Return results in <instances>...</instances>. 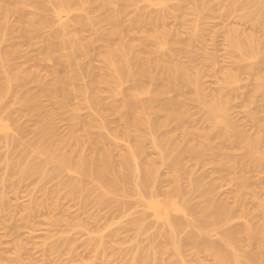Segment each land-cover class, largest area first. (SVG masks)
<instances>
[{
  "label": "rangeland",
  "instance_id": "rangeland-1",
  "mask_svg": "<svg viewBox=\"0 0 264 264\" xmlns=\"http://www.w3.org/2000/svg\"><path fill=\"white\" fill-rule=\"evenodd\" d=\"M35 1H37V0H33V1L32 0H28L27 3L28 2L31 3V2H35ZM94 1L88 3L87 7L85 5L83 7L84 9L82 11H81L82 8L81 9L79 8L80 9L79 10L77 8L78 6L71 5L70 9L68 11H66V13H65V12H60L59 9L57 8V6H54L53 3L50 0H48V1L47 0H45V1L44 0H38V2L37 3L35 2V3L36 4L39 3L38 4L39 6H40V4H42L41 6L43 8L42 10L39 11L40 16L41 17H44L43 20L45 19L44 20L45 23H46L45 24L46 25L45 27H48L51 24L50 27H48V28H45L44 27L45 29L42 27L43 30L39 31L38 33H36V34L34 33L32 35H27L26 33L23 32L24 26L22 24L21 15L15 13L17 15L11 14V16H9L5 21H3L4 24H2V25L4 26L7 23L6 24L7 26L6 25L4 27L2 26V29H0V45H1L0 46V51H1L0 52V58L1 57H2V59L5 58V60L4 59L3 60L0 59V73H2V74H10L11 73V75H15V76H18V77H20V78L23 79L21 91H20V94H19L20 96L19 95H15L13 93H9L6 96L7 99L5 98V100H3L4 102L2 101V103H0V116H1L0 119L2 121V124H3V121L4 122L7 121V124L8 125L11 123V126L10 125H9L10 127L8 126L9 127L8 131L5 128L3 130L0 129V136L2 135V137L9 138V137H11V135H12V137L14 135L13 138H15V139L13 140V138H12V140H11V138H10V140L11 141H17L18 144L21 142L20 143L21 145H18L20 147H17L14 150L15 153H16V151H18L16 153V155H15V153H12L13 152V149H11L10 147H8V149L10 151V154L8 152L7 147L4 148L2 146L5 149V151L4 150L1 151L2 148H0V154L2 156V159L4 160V158H5V161H3L2 159H0V160H2L0 162V173H1L0 180L3 178V180H5L7 182V184H6L7 185V188L13 183V185H12L13 186V189H14V191H16V192L11 191L10 194H9L10 189L13 190L12 189V186H10L7 189V188H5L6 186L3 185V183H5V181H3V180L0 181V185H3V186L0 187V189H2L0 191L2 192V195L5 194L4 195V198L5 199L7 198L5 201H7V202L10 203V204L9 203H6V206L8 204V207H5L6 208L5 209V212H4L5 214H3V210L4 209L3 210L2 209L0 210V264H137V263L138 264H150V263H152L150 260H149L150 263L146 262L147 260L145 261V259H147V256H148L147 254L150 253L149 256L152 255L151 256L152 257V261H155V257L153 256V249H152L155 246H153V245H155V244L157 245V243L160 244V241L161 240H162V243L161 244H164L166 242V238L164 237V233H166V232H164L163 228L165 229V231H167V228H165V227H168V226H165L164 225L163 219H162V221H163L164 227L162 226V223L160 221L161 218H158L159 215L157 217L158 209L153 210L152 209L153 208L152 207L153 206L152 203L157 200L156 201L157 204H158L159 201H160L159 202L160 204L161 203L163 204V201H165V199L167 198L166 197L167 195H165V193L167 194L168 193L167 191H172L170 189L171 188L170 185H172V180L171 179L173 177L172 175H174V173H172V172H174V169H172V167H174V165L172 164V162L174 160L173 159L172 160L171 159L169 160L170 161V166L167 163V158L165 160L166 154L168 156V159L169 158H173V157L172 156L169 157L170 154H168L167 151L165 153V150L166 149L163 148V150H162L160 147H157L156 143H157V141L158 142L161 141V139L162 140H166V138L169 137L166 141L171 140V141H169L170 143L172 142L173 145L172 144L171 145L174 148L177 149V151H176L177 153L181 154V153L184 152L183 149L186 150V148H184L185 146H187L188 144L189 145L194 144L193 143V140L194 141L196 140L195 137H192L194 139L191 140L192 138H188L185 135H184L185 138H182V137H184L183 135L181 136V134H184V131H182V130H187L188 129L189 131L191 130V132H193L192 130L194 129L195 131L193 133H200V132L202 133L203 131L207 132L206 130L209 131V129H210L209 127L211 126L209 119H205V120H208L209 122H207V121L204 120L205 117L206 118L209 117V116H207L208 114L206 112H204V111H206L205 106H203L204 105V102L203 101L201 102V100H194L195 97H196V94H195L196 90L194 88L189 89V90L186 91L187 97L185 96L186 97V99H185V102L186 103L185 104L188 107L187 110H190L189 111L190 113L189 112L187 113V117H186V119L183 122L181 120H178V123H177L174 120V122L172 121V124H170L171 122H169L168 124H166L165 126H163V128L162 127H161V129L159 128L158 129L159 131L158 130H155L156 132L153 131L152 133H154V134H152V133L151 134L149 133V134H146V135L145 134H141L140 137H138V136L137 137H135V136L129 137L126 134H123L124 133V129L123 128L125 127V124H124L125 121L123 120L124 117L121 119L122 116L120 114L118 116V113L117 112H114L115 106L117 107V106L122 105L124 103L125 99H126V95H127L128 91H130L131 89H133L134 86H135V83L132 80L128 79V78L126 79V81H123V83L121 84L122 86H120L119 89H117V88H116V90L114 89L115 92H113V90H109V89H107L108 91L104 90V92H103L104 94H102V96H103V102L101 104H96V106L95 105L94 106H91V105L85 104V102L84 101H81L80 98H78L79 96L77 97V95L74 96V97H71V95L73 93L72 94L69 93L70 94V97H66V100L67 99H69V100L68 101H64L63 100L64 98H63L62 94L60 95L59 93L63 92V95L69 96L68 93L65 92V91H62V89H59V88L55 87L54 86V83H53L54 82V75H53V73L54 72H57L59 70H62L63 67H62V65L60 63L58 64V61L56 60V58L53 59V57H51V58H47L46 56L43 57V55L48 50V49L45 50L46 46L47 47H50L49 45L51 43L53 44V42H54V36H55V33L56 32L61 31V30L62 31L64 30L63 32H65V33L67 32L66 33L67 36H68V33L69 34L72 33V35H74V34L78 35L79 34V36H78V39L79 40L78 41H83L85 44H87L89 46L88 49H90V52L93 49L92 52H91L92 55H90V52L88 50V53L85 55V57L83 56L82 59H81V61H80L81 63L84 62L83 64L86 63V65L84 66L86 68L85 69V71H86L85 73L86 74H84L83 81H84V83L85 82L86 83H90L92 81L94 82V79L95 78H96L95 79V82H96V81L102 79L103 76L105 77V74H107L106 73L107 70H106V68L104 67V64H103L104 62H102V60H103V57L102 56H103V53L106 51V49H108L110 47V45L116 44V43L117 44L119 43V44L126 45V43H127V45L134 44V45H137L138 47L141 46L142 47L141 49L143 50L144 54L142 53V50L139 51L140 48H138L137 46L135 47V49L137 50V52L134 49V52L132 53L133 54V57H132V65L134 66L135 64L137 65L139 63V61H140V63L142 61H146V59H147V56L146 55L147 54L145 53L146 52L145 50L148 49V48H151L150 46L152 45V44L151 45L149 44V43H151V41L149 40L148 35H150L151 33L152 34L154 33V31H153L154 28L156 30L155 32H158L161 29H162L161 32L162 31L163 32L167 31L169 33V36H170V34L172 36L169 37L171 40L168 39V38L166 39L167 42L162 47L163 48L162 49V54H164V56L167 59L172 60V62H174V60L175 61H178V62L181 61L182 64H181V62H180V64L181 65H183V64L185 65L186 64V66H188L187 68H190L191 69V66H192V68L195 69V70H199L200 69V73L202 72L201 73L202 75L200 74V77L202 76L200 78V85H201V89L204 90L203 93H205L207 95L206 96L207 98L210 97V99H212V96L215 95L214 93H217L218 94L219 91L223 90V92H224V89L225 90L227 89L226 90L227 91V94H226V92H224V93L226 95H228V96L230 95L229 96V99L227 100V102L230 101L229 104L227 103V107H228V110H229V112H228V118L230 117L228 119V121L231 122L234 126L237 124L236 127H235V132H238L240 130L241 133L243 132V133H245L248 136L251 135V137H252V135H253V137H255L256 135H258L259 132H261V128H260L261 126L259 124L260 122L257 121V120L256 121L253 120L254 118H252L251 116H252V112H253L254 117L255 116L256 117H259L258 119H261V118L264 117V114H263L264 112L262 110V106L264 107V97L261 96V94H260V95H258V97L256 96L257 101H255V102L253 101L254 103H250V104L247 102V99L246 98L249 97L250 93H252L254 91V88L256 89V87L259 85V82H260L259 79L261 78V75H262V77L264 79V69L263 70H260V71H257V72H259V74H257L258 76L255 74L259 78L255 77V76H252L249 73L243 72L244 68L241 69L242 67L239 66L240 67L239 68L238 65H236L237 64L236 61H235L236 56L233 53V51L230 49L231 47L229 45L228 37H227L228 34H229V32H231L233 29L234 30L235 29L236 30L238 29L239 31L241 30L242 32H245V34H247V35H248V33L249 34L251 33V35L252 34H254V35L256 34V35H259V36H263L262 34H264L263 33L264 32L263 31L264 29L261 28V30H259L260 28H255L257 26L253 27L252 26L253 24H249V23H251L250 21L248 23V21L245 20L247 22L246 23L244 21V19L242 18V16L244 14L248 13L250 10H253L255 7H251L252 9H247V10L239 9L240 11L237 10V11L234 12V14L233 13H230L231 15L230 14H227V13H226L227 14L226 15L223 11H222L223 13L220 11L221 12V16H222L221 17L219 15L220 14L219 10H220L221 7H222L221 10L224 9L225 0H211V3L212 2L215 3L213 5L211 4V6H213V7L215 6L214 12L211 13V15H205L206 13H202L201 14L202 16L200 14L197 15V14H194L193 13L194 15H197V17H196V16H194L192 14L193 11L191 10V8H194L195 7L196 2H197V5H199V4L203 3V2H207L208 0H204V1L203 0H164V2H162L163 0H161V2H160V0H149V1L148 0H131V1L124 0L125 2L123 0H118V1H116L117 7H116V4H114L112 6H108L107 8L104 7V6H106L103 3L104 0H101L100 3H99V0H94ZM238 1L239 2L240 1L241 2H244L245 1L246 2V0H238ZM11 2L15 3L16 0H4L3 3L6 6H11L13 4V3L11 4ZM127 2L129 3L128 4L129 6L127 5ZM216 3L218 4V6H217ZM219 3H220V5L221 4L222 5L220 6ZM123 4H125V5H123ZM72 6H74V7H72ZM177 6L178 7L181 6V12L179 11L180 13L176 10V7ZM216 7H219V8H217L219 10H217ZM72 8H74V9H72ZM101 8L103 9V11H102ZM113 8H115V9H113ZM76 9H78L79 11H77ZM110 9H111V12H110ZM125 9H127V10L124 13ZM88 10H90V11H88ZM95 10H96V12H95ZM114 10L118 11L117 13L115 12L116 15L114 14ZM143 11H145V12H143ZM72 12H77L79 16L77 15V13H72ZM119 12H122V13H119ZM236 12L239 15H236L237 14ZM91 13H95V14H91ZM142 13L144 14V17L142 15ZM145 13H146V16H145ZM56 14H57V17H56ZM64 14H66V15H64ZM71 14H72V16H71ZM75 14L77 16H75ZM139 14H140V16L142 15L143 20H145L147 18L145 21H153V24L147 28L148 33L145 32L144 29H142L141 30L142 32L140 34V30L138 28L133 27V25H132L133 21L137 17H139ZM80 15H82V16H80ZM89 15L91 17H89ZM119 15L120 16L122 15V16L120 17ZM150 15H151V18L152 17L153 18L156 17V20H155V18L151 20V18H149ZM165 15H167L166 16L167 19H166L165 23L164 22L159 23L158 22L159 21V18H161V17H163ZM13 16H16V17L13 18ZM94 16H96V18H93ZM199 16H200V18H199ZM54 17H55V19H54ZM69 17H71V18H69ZM75 17L78 20H76ZM88 17L91 18L90 20L92 21V25H91L92 28L91 27H88V28L82 27V24H81L82 21L84 19L88 18ZM106 17H110L111 19H113L115 21V23H116L115 24L116 25V28L118 27V29L121 30V31L124 30L125 31V37H127V38H125L123 36V37H121L122 38V40H121V38L111 37V35H112V29H114V26H110L109 24H106V23H104L102 21ZM228 17H229V19H228ZM236 17H238V19ZM57 18H58V20H57ZM72 18H74V19H72ZM79 18L82 21L79 20ZM120 18H122V19H120ZM11 19H13V20H11ZM46 19H48V22L46 21ZM93 19H94V22H93ZM52 20H55L54 23H53ZM74 20H76V21H74ZM128 20H130V21H128ZM235 20H236V22H235ZM79 22H81V23H79ZM97 22H98V24H97ZM128 22H129V24H126ZM20 23H21V26L19 25ZM47 23H49V25ZM156 23H158V25H156ZM163 23H164V25H163ZM99 24H101V25H99ZM102 24H104V25H102ZM245 24H246V26H247V24H249V25L246 27ZM153 25H155V27ZM127 27L130 29V31H129V29ZM130 27L131 28L133 27V29H131ZM156 27L158 29H156ZM80 28H84V29L82 30ZM89 28H91V29H89ZM110 28H112V29H110ZM5 29H7V30H5ZM93 29H95V31ZM148 29H150V30H148ZM19 30H20V33H19ZM78 30H79V33H77ZM92 30L94 31L95 34L92 33L93 32ZM260 31H263V32H260ZM135 32L137 33V35H136ZM149 32H151V33H149ZM129 33H130V35H129ZM38 34H40V35H38ZM91 34L93 36L97 34L98 36H100L99 39H101V40H99L96 37L97 35L94 36V37L93 36L91 37ZM131 34H135V35H131ZM76 35H74V37H71V34H70L69 37H71V39L74 38L72 40H77ZM146 35H147V39L145 37ZM197 35L199 37H196ZM24 36H25V38H24ZM131 36H133V37H131ZM135 36L138 37V38L135 39ZM41 38H43V40ZM44 38L46 40H49V42L46 41ZM51 38H53V39H51ZM92 38H95V39H92ZM106 38L109 39V40H107ZM128 38H129V40H128ZM130 38L132 39V41H131ZM196 38H197V41H196ZM115 39H117V41ZM125 39L127 40V42H126ZM192 39L195 42H192L193 41ZM44 40L46 42H44ZM89 40H90V42H89ZM111 40L112 41L114 40V41L113 42H110ZM133 40H135V41H133ZM147 40H148V42H147ZM85 41H88L89 43L88 42L86 43ZM93 41H94V44H93ZM107 41H108V43H106ZM190 41L192 42L191 43V46L194 44L192 47L190 46L191 49L185 47ZM141 42L144 43V45ZM197 42H198V44H197ZM21 43H23V44H21ZM136 43H138V44H136ZM195 43L197 45H195ZM52 44H51V46H52ZM16 45H18V46H16ZM105 45H106V48H105ZM91 47H92V49H91ZM42 49L45 51V53H44V51H42ZM176 50H177V53H176ZM38 51H39V53H38ZM100 51H101L102 55L100 54ZM135 52H136V55L138 57L135 56ZM184 53H186L187 55L184 54ZM188 53H191L192 55H188ZM195 53H197V54L195 55ZM206 54L208 55V58L209 59H211V56H212V59L215 58L213 60L215 63H212L213 61H211L212 64L209 63L210 61L207 63V61L209 59L206 62H204L205 58H207V55ZM39 55L42 56V57H40ZM172 55H173V57L176 56L178 58L176 59V57H175V59L173 60ZM100 56H101L102 59L100 58ZM90 57H92V58H90ZM141 57H142V59L144 58V60H141ZM133 58H135L136 60L133 59ZM139 58H140V60H139ZM49 59H51L52 61L49 60ZM87 59H89V60L87 61ZM137 59H138V62H137ZM82 60H83V62H82ZM135 61H136V63H135ZM203 62L206 63V64H203ZM208 64H209V67H207ZM87 65L89 67H87ZM203 65H205V66L207 65L206 66L207 69L206 68H201ZM205 66H203V67H205ZM90 67H91V69L89 70ZM197 67L199 69H197ZM37 68H38L39 71H37ZM56 68H57V70H56ZM155 68H157V69H154L153 68L152 69V72H155V74H157V76H158L157 77V80L152 81L149 77H148L149 79L147 77L146 78L145 77L143 78V80H144L143 83H144V85L146 84L145 85L146 91L144 93L140 91V93L138 95L139 96L138 98H141L142 97L140 99L141 101H146V98H147V100H149L153 96H155V93H153V92H155V89L154 88H157L156 87L157 85H161L162 84V81H161L162 72H160L162 70H160V68H158V67H155ZM238 68L241 69L242 71L240 70L239 72H236L238 70ZM263 68H264V66H263ZM201 69H202V71H201ZM87 70L89 71V74H88V71ZM203 70L205 72H203ZM231 70H232V72H235V73L239 74L238 75L239 81L236 84L237 86H236V88H230V87L223 88L226 85V84H224V83H226L225 82V78H226L225 75H226V73H228ZM91 71H93V72H91ZM31 72H32V74H31ZM30 74H31V76H30ZM91 74H92V77L93 78L90 77ZM36 79L38 80V83H36ZM12 85L14 87L16 85V82H14V84H12ZM24 87H25V89H24ZM121 87L124 89L125 92L122 90ZM48 88H50L51 91L53 89L56 90L55 92L53 90V95L54 96H50L48 94L45 95V93H43V89H48ZM147 89L150 90V92L147 91ZM117 90H118V92H117ZM230 91H231V93H230ZM175 92H176V90L175 89H172L170 92H168L162 98L163 101H161V99L159 100V104L162 105L163 103L167 102V100H168V102L169 101H174L176 99V97H178V94H177L178 91L176 92V94H175ZM55 93L58 94L57 95L58 97L60 95V97H59L60 100L55 95ZM145 94H147V95H145ZM143 95H145V96H143ZM14 96L15 97L17 96V97L14 98ZM61 97H62V99H61ZM259 97H261V98L259 99ZM72 98H74V99H72ZM75 98H77V99H75ZM70 99H72V100L70 101ZM78 99L80 101H78ZM121 99H124V101L121 100ZM52 100L55 101V102H59V101L60 102L57 104V103L53 102ZM261 100L263 102H261ZM76 101L79 104H77ZM73 102H75L74 105H72ZM64 104H66L67 106H65ZM83 104L87 105L85 107V109H84V105ZM71 106L74 107V108H72ZM75 106L78 107V108H76ZM89 106H91V107H89ZM97 106H99V108ZM60 107H62V108H60ZM93 107H94L95 110H93ZM32 108H34V109H32ZM97 108H98V110H97ZM100 108H102V109L104 108L105 110L103 109L101 111V110H99ZM5 109H6V112H5ZM77 109H78L79 112L77 111ZM202 111L204 112L203 114L205 116L204 115H201ZM8 112H9V114H8ZM29 112H33V113H29ZM98 113H100V118H99V114ZM7 114H8V116H10V115L11 116L8 117ZM23 114H25V115H23ZM72 114H74V115H72ZM250 114H251V116H250ZM203 116H204V118H203ZM31 117H33V118H31ZM34 117H36V119ZM42 117H44L45 119L42 118ZM61 117H62V119H61ZM72 117H76L78 119L81 118L82 121L84 120V121L90 122L89 123V128H90V131L92 133L94 132V134H95V132L96 133H101L102 132V133L105 134L106 138L108 139V143H110V144H107V139H106V144H107L106 145V149L108 151H110L109 154L112 155L114 163H116V161H117L116 164L120 163L121 160L123 159L124 155H126L128 153V151H131L132 149H133L134 152H137V153L140 152L139 153L140 158H138L139 156L137 157V164H138L137 167H139L141 165L139 167V170H141L140 172H141V175L142 176H144L145 173L148 171L147 169H152L153 168L152 171L155 170L154 173L152 174V180L150 181V184H151V186L153 185L152 187H156L157 186L156 189H159V190H160V187H161L162 190H160V192L158 193L159 196L158 195L156 196V195L150 194V193H148L147 195H145V196H143L141 198L139 197V199H137L138 198L137 196H132V198L131 197H129V198H122V199L120 197H117V196H111L108 199V201L110 200V201H112V202L114 201V202L111 205V203L107 201L110 204L105 203L104 204L105 205L104 208L106 210H103V208H102L103 205L102 204H99V202L97 201L98 200L97 199L98 198V195L101 192V190L99 188V184L96 183L97 181L94 182V180H92L93 182L90 181L89 183H87V186H88V189L89 190H88V192L86 194L89 195V193H90V195L89 196L86 195V194L85 195H86V197L88 196L87 197V200L89 199L88 200V203L89 202L90 203L91 202H94V204H95V201H96L97 206L99 204L97 211L95 209V207L97 208V206L94 205L93 203L92 204L89 203V206L90 205L91 206L90 207L87 206L88 207V209H87V207H86L85 204H88V203L82 204L78 198H76L77 200L71 202L70 201L71 198L69 196H67V199H66L65 198L66 197L65 192H63V195H65V197L64 196H62V197L65 198V199L62 198V200H61V195H62V193H61V195H59L60 197L58 196L59 198L56 199V201L57 202L60 201L59 203H61V205H62L61 207L62 208H66V206H67V208H66V211L67 212L65 211V209H63V210H61L62 211V214H61V211H58L57 210V213H58L57 214L56 212L49 211V210H51L50 208H49V210L46 209L49 212H47L46 210H39V209H37V211L34 213V216H32L33 219L31 218L32 221H31V219L29 221L27 220L28 222L25 221L26 220V217L23 218V216L24 215L26 216L28 214L29 211H27V210H28L29 206L35 207L37 205V202H38V204H40V203L46 201L47 200V197L46 198H42V197L47 196L46 193H44L46 191L47 186L49 188L50 187L53 188V187H55L58 184V182L60 180L58 179L57 182L56 181L55 182L54 181L53 182L50 181L52 183V185H51L50 182H48V180H46V182H45V179H47L48 177L50 178V176H53V175L55 176L56 173H57V172H53L54 170L51 167H47L48 169L47 168L44 169L45 173L47 171V173H46L47 177H43L42 176L43 178H45L44 180H43V178L40 180L41 177H35V178L28 179L29 182H28V180L22 181V179H21V169L23 167H24L23 169H25V166L26 165L27 166L30 165V164H28L30 162L31 163H34L32 161H35L34 159L36 158V155L29 154L28 156H31V157H29V158L26 159V161L28 160L27 161L28 163L25 161V159H22L21 158V152H23L22 151L23 150L22 148L24 147L23 145L25 144V147H26V145H30L29 143H31V141H32L30 139H33V137L35 139L37 137L36 136L37 135V132L36 131H37V129L40 128V126L41 127L42 126L43 127H47L48 125L51 124L50 126L53 127L54 124H55V126L53 128H50V126H48L52 131L54 129L57 131L56 132L54 130L53 133H51L49 135V137H47L48 138L47 139L48 145H49V143H50V145H57V143H58V145L60 147L62 146L61 147L62 150H65V151L67 150L68 151V146H67V144H68V145H70V147H69L70 148V150H69L70 155H72L71 150H74L72 152H75L73 155H76L77 156V154H78V156H79L80 153L82 155H84V153H85V155H86L88 153V146L85 147L83 145H80L79 140H78V138L79 139H82V137H84L83 136V135H85L84 129L82 127H80V128L78 127L77 128V133H75L76 131H72V130H74V129H71V128H73V127H71L72 124H69L70 123L69 118H72ZM4 118H6V119H4ZM51 118L55 120L54 121L55 123L53 122V120H51ZM67 118H68V120H66ZM87 118H91V119L93 118V119L92 120L88 119L89 121L88 120H85ZM190 118L192 119V123L190 122ZM99 119L101 121L98 124ZM8 120H10V121L8 122ZM38 120H39V122H38ZM42 120H45V121H43V123H42ZM47 120L50 121L49 124H48V121ZM121 120H123V122ZM186 120H188V121H186ZM17 121H18V123H17ZM40 121L42 123L41 125H40ZM93 121H94V123H92ZM103 121L105 122L106 125H105V127H100V125H101V123ZM193 121H194V123H193ZM52 122H53V124H52ZM185 122H189V123H185ZM12 123H14L16 126L13 125ZM180 123L183 124L184 126H182V125L179 126L178 124H180ZM208 124H210V125H208ZM35 125H36L37 128L34 127ZM175 125H177L179 127V129H177L178 127L175 126ZM185 125H187V127ZM188 126H190V128H188ZM197 126H198V128H197ZM258 126H259V128H258ZM181 127H182V129H181ZM184 127H185V129H184ZM192 127H193V129H192ZM22 129L27 130V131L25 132ZM17 130H18V132L15 133V131H17ZM32 131H34L35 134ZM69 131H70V133H69ZM81 131H82V133H81ZM176 131H178V132H176ZM7 132H9V133L7 134ZM19 132H20V134H19ZM31 132H32V134H30ZM3 133H4V135H3ZM55 133H56V136H55ZM167 133H169V134H171V133L173 134L174 133L173 135L172 134L171 135H172L173 139L174 138L175 139L174 140L172 138L170 139V135L168 136ZM177 133L180 134V135H178ZM59 134H60V136H59ZM67 134H68V137L66 139ZM164 134H166V135H164ZM72 135H74V136H72ZM76 135L78 136L77 138H76ZM152 135H155V136H152ZM161 135H162V138H161ZM163 135L165 136L164 139H163V137H164ZM69 136L74 137V138H71ZM166 136H168V137H166ZM52 137L54 138V141H53V138ZM57 137H60V138L58 139ZM63 137L66 140H68V141L66 142ZM62 138H63V142L62 143L64 145H62V143H59L60 141H62L61 140ZM34 139H33V141H34ZM183 139H184V141H183ZM18 140H20V141H18ZM76 140H78V141H76ZM141 140H143V142ZM185 140H186V142L188 144H186ZM64 141H65V143H64ZM69 141H71V143ZM138 141L139 142L141 141L140 144H139ZM197 141H198V139L195 142L198 143L199 141L198 142ZM55 142H56V144H55ZM47 143H46V145H47ZM142 143H145V144H142ZM176 143H179V144L176 145ZM76 144H79V146L76 145ZM180 144H181V146H180ZM74 145H76L77 147L75 146L76 147L75 148ZM66 146H67V149H65ZM71 146H72V148H75V149H72ZM134 146H135V149L136 150H134ZM18 148H20V149H18ZM85 148H87V149H85ZM129 148L131 150H128ZM263 148H264V146H263ZM80 149L82 151H84V152L82 153V151ZM179 150L180 151L183 150V151L180 153ZM142 151H143V153H142ZM3 153L5 155L7 153L8 155H6V157H5ZM144 153H145V155H144ZM208 153H210V154H208ZM228 153H230V151ZM179 154H177V155H179ZM231 154H233V151H231ZM239 154L241 155L242 153H234V155H239ZM9 155L12 156V157L14 155V160ZM33 155H34V157H33ZM65 155H67V152H66ZM70 155H67V156H70ZM212 155H213L212 152L208 151L207 154H204V156H203V157H205L204 159H201L202 158L201 157L200 159H198V162L197 161H193V164H191L192 162L188 163L189 172H191V173L194 172V173L193 174L190 173L189 174V177L191 175V178L188 177V178L184 179L183 182L181 181V184L180 185H182V187H181L182 190H184V189L186 190L185 186L187 188L188 187H191L190 188L191 191H188L189 188L186 191L184 190L185 193L187 194V196L185 195L187 197V199L183 195H181V197L177 196L178 197V202L177 203L178 204H180V203L183 204V205L180 204V206H183V207L184 206H187L188 205V202L191 203V204H189L188 208L190 207L189 209H191V207H192L191 211H193V213L190 214L191 211L190 210H187L186 207H185L184 210H186L187 217H184V216H186L185 214L183 215L184 211H183V213L181 212V214L176 211L178 213L177 214L176 212H174L175 210L173 209L174 211L173 210L172 211L174 213L171 212L172 213V216H173V214H174V216H177L178 215L179 217L178 216H177V218L175 217L178 221H180V220L181 221H184V222L186 221L185 222L186 224L191 223V222H192L191 224L198 223V222L200 223V221L202 222V220H200V219H203L202 216H201V214H203V213H202V211L201 212L199 211V209L201 210V207L199 205H201L200 203H204L205 204L206 198L203 199V197L202 198L199 197L200 195L197 196L198 193L195 196V193H194V190H195L194 187L195 188L197 186L199 187L200 184L201 185L204 184V185H202V186H204V189H206V188L207 189H210V188L214 187V185L212 186V184H215V187H217V190H218V191L216 190V195H215V198H216V196L218 197V198L215 199V200H217V202H220L221 200H222V202L224 201L225 204L228 202L227 205L230 208L234 206V201L237 202L235 200V197L233 198L234 195H233V192H232L235 189H237L236 188L237 181H235V180H237V178L234 177L235 176L234 174H232V175L229 174L228 171L225 172L223 170L221 171V169H220L219 170L220 172H219L217 170L219 167L214 164V162H213L214 159H213V156ZM8 156L10 157L9 160L7 158ZM17 156H18V160H17ZM38 157L40 159H43L41 157H44V156L43 155H39ZM21 159H22V163H25L23 167L21 166L22 164L20 165V163H19V162H21ZM140 159H141V161H140ZM205 159H207V160H205ZM210 159H213V160L210 161ZM200 160H202V161H200ZM203 160H204V163H203ZM16 161H17V168H16V166H14V168L16 169V170H14V168H12V167H13L14 162H16ZM23 161H25V162H23ZM138 161H139L140 165H139ZM5 162L9 166H11V165L12 166L9 168V166ZM151 162H152V164H151ZM196 163H197V165H196ZM5 164H6V167H5ZM15 165H16V163H15ZM153 165H154V167H153ZM210 165H211V167H208ZM213 165H215V169H214ZM6 168H8L9 170L6 169ZM145 168H146L147 171L144 170ZM142 169H143V171H142ZM1 170H3V171H1ZM17 170H18V172H17ZM19 170H20V172H19ZM215 170H217V171H215ZM48 171H51V172H48ZM259 171L262 172L263 169H260ZM259 171L257 173H255L256 175H254L255 176V178H254V182L255 183L253 184V188L256 187L257 190H259V192L262 193V194H260L259 192H257V194H258L257 197L259 196L258 197L259 199L264 200V192H263L264 191V177H263L264 176V172L261 173ZM2 172H4V173H2ZM155 172L157 173V175H156ZM9 173H11V174H9ZM258 173L260 174V177H259V174ZM5 174H6V176H5ZM12 174L14 175V177H13ZM66 174L64 173L63 176L66 175ZM227 174H229V176ZM72 175H75V176H72ZM78 175L75 172H71V173L67 174L66 177L65 176L64 177H65V180L68 179V178L77 179L76 177H78V179H81L82 177L79 178L80 176H78ZM199 175H201V176H199ZM16 176H17V180H16V183H15V179H16L15 177ZM63 176H61L60 178L61 179L64 178ZM232 176L234 178H236V179L233 178V180H232L231 179ZM132 177H133V179H132ZM198 177H200V178L198 179ZM204 177H205L206 181H205ZM221 177H223V178H221ZM134 178H135V180H136V178H137V180L139 179V177L131 176L129 178L131 181L129 182V180H127L128 183L125 182L126 184H124V187L125 188L130 187L129 189L133 188L135 186L136 182H137V180L135 181ZM208 178H210V179H208ZM259 178H261V179H259ZM8 179L11 180L9 183H8ZM189 179H190V181H189ZM31 181L32 182L34 181L33 184H31L32 183ZM35 181H37V182H35ZM40 181H42V182L40 183ZM43 181H44V184L46 185L45 187L43 185ZM155 182H158V185ZM257 182L258 183L261 182L260 185L258 184L259 187L257 185ZM17 183H18V186H17ZM20 183H21L22 186L20 185ZM39 183L41 184V186L39 185L40 187L38 186ZM92 183L94 184V187L95 188L93 187V184ZM190 184H192L193 186L192 185L189 186ZM14 185H15V188H14ZM30 185H31L32 188L30 187ZM180 185H179V187H180ZM26 186H27V188H24ZM173 186H174V184H173ZM173 186H172V189H173ZM41 187L45 188V190L43 188L41 189ZM4 188L7 189V190H5ZM49 188H47V189H49ZM168 188H169V190H168ZM256 188H255V191H256ZM17 189H18V191H17ZM27 189H29V190H27ZM7 191H8V193H7ZM40 191H43V192H40ZM187 191H188V193H187ZM192 191H193V194H192ZM31 192H34V193H31ZM19 193H21V194L19 195ZM42 193H43V195H40ZM163 193H164V195H163ZM169 193L170 194H168V199H169V195H171L172 192H169ZM161 194H162V196H161ZM2 195L0 193V196H2ZM85 195H83V196H85ZM190 195H192V196H190ZM19 196H21V197L19 198ZM92 196L95 197V198H93V200H95V201L90 200V199H92ZM31 197L33 199H35V201L33 200V202L30 204L29 202L32 201V198ZM68 197H69V199H68ZM193 197H194V199H193ZM248 198L250 199V196H248ZM168 199H167V201H168ZM128 200L129 201H132L133 202L132 203L133 205H131V202L127 203ZM251 200H249V201H251ZM66 201H67V204H66ZM77 201H79L80 203L79 202L77 203ZM134 201L136 202V204L134 203ZM150 201H152V203ZM179 201H180V203H179ZM69 202L71 203V205H70ZM115 202L118 203L119 206H120V204L126 203V204H128L127 208L128 207H130V208H128V210L126 208V210L124 212L121 211V213H120V212L117 211L118 205L116 204L117 205V207H116L115 206ZM192 203H194V206H193ZM251 203L252 202H250V203L247 202L245 205H243L245 207L244 208L242 205H240L237 202L235 204V206L238 204L236 206V210L237 211L240 210L239 213L240 212L241 213L242 212L245 213V211H246V213L244 215L245 217H242L243 216V213H242V216H240L241 218H239V214H237L238 212L236 213V211H235V213L238 215V217L236 215L234 217V219H232L230 221V223H226L227 225L224 224L223 225V227H224L223 229L225 230V228H227V226H228V228H230V229L231 228H239V229H242V231H244L246 229L243 227V224L242 223H244V226L250 223L251 225L249 224L248 226H250V227L253 226V228H254L255 227L254 225L256 224L257 220L254 222V219H252V217H251L252 215L251 216H247L248 214L250 215V212H251V214H254L257 211L256 210L257 208L255 209V207H254V205H255L254 202H253V204H251ZM248 204H251V205H248ZM22 205L23 206L26 205L25 207H27V210H26V208L24 209L26 211L25 214H24V212L19 213L20 211H22V209L20 208V207H22ZM77 205H78V207H77ZM81 205H82V208L85 206L86 209H84L85 207L82 209L80 207ZM111 206L115 208V211H117L119 215L116 214L113 209H111L112 208ZM235 206H234V208H231V209L234 210L235 209ZM239 206H242L245 209V211H241V210H244V209L243 208L240 209ZM15 207H17L18 209L17 208L15 209ZM92 207L94 208V210H93ZM249 207H250V210L251 211H249V209H248ZM8 208H11V209L8 210ZM13 208H14V211L12 210ZM69 209H71V211ZM99 209L101 210L100 212H99ZM154 209H155V207H154ZM15 210H16V212H15ZM17 210H19V211L17 212ZM52 210H54V208H52ZM247 210H248V214H247ZM40 211H41V213L38 214V212H40ZM64 212H66V213H64ZM86 212H88V213H86ZM198 212H200V214H198ZM67 213L69 215L70 214L71 215L69 216ZM195 213H197V214H195ZM241 213H240V215H241ZM66 214H67V216H66ZM143 214H144V218H143L144 220H143V223L141 222V224L144 226V227H142L143 230L144 229L145 230L144 231L142 230L141 233H139L140 231L137 232V230L134 229L131 226V223L133 221H135L136 218L138 219L139 217H141L140 215H143ZM181 215H183V216L179 220V218L181 217ZM255 215H257V213ZM21 216H22V218H21ZM35 216H37V217H35ZM107 216H109V217H107ZM174 216L172 218H174ZM57 217L60 218V219L66 218V220L72 217L71 218L72 220L71 219H69V220H71L72 222H75V223L77 222L78 225H76L75 223H72L71 221L67 220L65 222L64 221L61 222L60 225L57 224V226H55V224L52 223L51 221H53L54 218H57ZM67 217H69V218H67ZM20 218L22 219V221H21ZM145 218H146V221H145ZM253 218L256 219L257 217H255L253 215ZM23 219H24V222H23ZM258 219L260 221H258L259 224L257 222V226L259 227V226L264 225V223H262V222H264L263 221L264 219H261L259 217H258ZM96 221H97V223H96ZM187 221H189V222H187ZM184 222L183 223L178 222V223L184 224ZM68 223H71V224H68ZM129 223H130V225H129ZM144 224H147V225L145 226ZM235 224H237V225H235ZM70 225L72 227H70ZM201 225H200V227H201ZM233 225H234V227H233ZM185 226H187V227H186V229H183V232L181 233V239L183 237L182 235H185L186 236V238L184 236L185 239L189 238L187 236H188V234L191 235V233H188V232H193L194 229H195V231L193 232V234L195 232L199 231L197 229L198 226H195V224H193V229H192V227H190V225H185ZM188 226H189V228H188ZM257 226L255 228H257ZM147 228H148V231H147ZM246 228H247V226H246ZM157 229L160 230L159 232H161L163 230L161 232L163 234L159 233ZM184 230H185V232H184ZM245 232L246 231L242 232V234H244ZM246 233L244 234L245 236H246ZM139 234H140V236H139ZM153 235L155 236V238H154ZM156 235L163 236L162 238L165 239V241L160 238L161 236L159 237V239H157L158 236H156ZM244 235H243L242 239L245 237ZM139 237H141L142 239L139 238ZM149 237H150V240H149ZM135 238L138 239V240H135ZM214 238H216V240H218V241L220 240V235L216 231L212 233V237L210 236V240L212 242L213 241L214 242H217L216 240H214ZM163 241H164V243H163ZM247 243L248 242L246 241V242L243 243V245H245V244L247 245ZM147 247H148L149 250L147 249ZM168 249L171 250V246H169L167 248V250L163 254H161V255H164L165 254L164 260H163V257L161 255H160L161 258H160V256H159V259L156 258V261H159L160 264H161L162 260H163V262L165 264H167V262L169 264H172V262L170 263V260L171 259L173 260V262L176 260V258H177L176 256H175V259H174V253L175 252L174 251H171L172 252L171 253V252H169L170 250L168 251ZM246 249H247V247H246ZM202 250L204 251V249H202ZM203 251L200 250L201 253L199 251H196L197 252V254H196V252H194V250L193 251L191 250L192 253L194 252V256H193V254L191 252H189V254H188V251H187L186 257L189 258V262L190 263H191V260H192L193 263H191V264H196V263L197 264H200V263L201 264H212V263L214 264V260L212 259V257H210L209 255H207ZM141 252L142 253H145V254L147 253L146 256H144L145 254L143 255ZM166 252L168 254H166ZM198 252H199V255H198ZM200 254H201V256H200ZM136 255H139V256H136ZM141 255H143V256H141ZM149 256H148V259L150 258ZM195 256H196V259H194ZM206 256H208L209 258L208 257L206 258ZM136 257H137V260H136ZM138 257L141 258V259L144 258V260H140V259H138ZM211 259H212V262H211ZM154 263L155 264H159L158 262L157 263L156 262H153L152 264H154Z\"/></svg>",
  "mask_w": 264,
  "mask_h": 264
},
{
  "label": "bare ground",
  "instance_id": "bare-ground-1",
  "mask_svg": "<svg viewBox=\"0 0 264 264\" xmlns=\"http://www.w3.org/2000/svg\"><path fill=\"white\" fill-rule=\"evenodd\" d=\"M27 1L28 0H16V2L15 3H13V2H11V4L13 5H11V6H6L3 2H4V0H0V29H2V24H4L3 23V21H5L9 16H11V14H15V13H17V14H20L21 15V18H22V24H23V26H24V30H23V32L24 33H26L27 35H32V34H36V33H38L39 31H41V30H43L42 29V27L44 28L46 25V23H45V19L43 20V18L44 17H41L40 16V13H39V11L40 10H42L43 8H42V4H40V6L38 5V4H36L37 2H38V0L37 1H35V2H31V3H27ZM33 1V0H32ZM45 1V0H44ZM48 1V0H47ZM52 3H53V5L54 6H57V8L59 9V11L60 12H65L66 13V11H68L69 9H70V7H71V5H74V6H78L77 8L79 9H81V11L84 9L83 7L86 5V7H87V5H88V3H90V2H92V1H94V0H50ZM100 1L101 0H99V3H100ZM116 1H118V0H104V4L106 5V6H104V7H108V6H112V5H114V4H116ZM124 1V0H123ZM127 1H131V0H127ZM149 1V0H148ZM204 1V0H203ZM43 2V1H42ZM95 2V1H94ZM120 2V1H119ZM125 2V1H124ZM160 2H161V0H160ZM162 2H164V0L162 1ZM168 2V1H167ZM221 2V1H220ZM41 3V2H40ZM133 3V2H132ZM166 3V2H165ZM218 3V2H217ZM216 3V4H217ZM223 3V2H222ZM129 3L127 2V5H128ZM211 4L213 5V4H215V3H211V0H208L207 2H203V3H201V4H199V5H197V2H196V5H195V7L194 8H191V10L193 11L192 12V14L194 13V14H197V15H201L202 13H206L205 15H211V13H213L214 12V8H215V6L213 7V6H211ZM224 4V3H223ZM10 5V4H9ZM96 5V4H95ZM123 5H125V4H123ZM126 5V6H127ZM131 5V4H130ZM133 5V4H132ZM219 5H220V3H219ZM222 5V4H221ZM220 5V6H221ZM74 6H72V7H74ZM125 6V7H126ZM129 6V5H128ZM217 6H218V4H217ZM46 7V6H45ZM91 7V6H90ZM116 7H117V4H116ZM123 7V6H122ZM251 7H255L253 10H250L248 13H246V14H242L241 16H242V18L244 19V21L245 20H247L248 21V23H249V21L251 22V23H249V24H253L252 26L253 27H255V26H257V27H255V28H260L259 30H261V28L262 29H264V0H246V2L244 1V2H239L238 0H225V4H224V9H222L221 10V8H220V10L219 9H217V8H219V7H216V9L217 10H219V12L221 11H223L225 14L227 13V14H230V13H233L234 14V12L235 11H237V10H239V9H243V10H247V9H252ZM76 8V7H75ZM100 8V7H99ZM110 8V7H109ZM72 9H74V8H72ZM71 9V10H72ZM78 9H76L77 11H79ZM102 9V8H101ZM113 9H115V8H113ZM123 9V8H122ZM75 10V11H76ZM86 10V9H85ZM117 10V9H116ZM116 10H114V14L116 15V13L118 12V11H116ZM126 10L127 9H125V11H124V13L126 12ZM143 10V9H142ZM176 10L179 12H181V6L180 7H176ZM45 11V10H44ZM43 11V12H44ZM58 11V12H59ZM87 11V10H86ZM88 11H90V10H88ZM94 11V10H93ZM102 11H103V9H102ZM240 11V10H239ZM95 12H96V10H95ZM110 12H111V9H110ZM116 12V13H115ZM143 12H145V11H143ZM179 12V13H180ZM221 12H220V16H221ZM222 12V13H223ZM72 13H77V12H72ZM83 13V12H82ZM86 13V12H85ZM90 13V12H89ZM104 13V12H103ZM119 13H122V12H119ZM147 13V12H146ZM146 13H145V16H146ZM237 13V12H236ZM235 13V14H236ZM245 13V12H244ZM17 14H15V15H17ZM60 14V13H59ZM88 14V13H87ZM91 14H95V13H91ZM109 14V13H108ZM171 14V13H170ZM193 14V15H194ZM226 14V15H227ZM61 15V14H60ZM64 15H66V14H64ZM77 15H78V13H77ZM76 14H75V16H77ZM112 15V14H111ZM118 15V14H117ZM123 15V14H122ZM121 15V16H122ZM142 15H143V17H144V14L142 13ZM142 15L140 16V14H139V17H137L134 21H133V23H132V25H133V27H135V28H138L139 30H140V34H141V30L142 29H144L145 30V32H147L148 33V31H147V28L149 27V26H151L152 24H153V21H145V20H143V18H142ZM197 15H194V16H196L197 17ZM204 15V14H203ZM231 15V14H230ZM229 15V16H230ZM236 15H239L238 13L236 14ZM45 16V15H44ZM71 16H72V14H71ZM79 16V15H78ZM80 16H82V15H80ZM97 16V15H96ZM96 16H94L93 18H96ZM120 16V15H119ZM120 16V17H121ZM125 16V15H124ZM149 16V15H148ZM166 16L167 15H165V16H163V17H161V18H159V23H162V22H164L165 23V21H166ZM202 16V15H201ZM16 16H13V18H15ZM56 17H57V14H56ZM60 17V16H59ZM89 17H91L90 15H89ZM86 18V19H84L83 21L79 18V20H81L82 21V23L81 22H79V23H81L82 24V27H85V28H88V27H91V25H92V21L90 20L91 18ZM135 17V16H134ZM204 17V16H203ZM219 17V16H218ZM222 17V16H221ZM220 17V18H221ZM226 17V16H225ZM232 17V16H231ZM230 17V18H231ZM69 18H71V17H69ZM83 18V17H82ZM149 18H151V15H150V17ZM148 18V19H149ZM155 18V20H156V17H154ZM153 17L151 18V20L152 19H154ZM199 18H200V16H199ZM237 19H238V17H236ZM54 19H55V17H54ZM72 19H74V18H72ZM71 19V20H72ZM75 19H76V17H75ZM98 19V18H97ZM116 19V18H115ZM120 19H122V18H120ZM119 19V20H120ZM158 19V18H157ZM222 19V18H221ZM227 19V18H226ZM228 19H229V17H228ZM232 19V18H231ZM11 20H13V19H11ZM18 20V19H17ZM57 20H58V18H57ZM60 20V19H59ZM76 20H78V19H76ZM76 20H74V21H76ZM199 20V19H198ZM233 20V19H232ZM20 21V20H19ZM46 21L48 22V19H46ZM51 21V20H50ZM53 21V23H54V21L55 20H52ZM104 23H106V24H109L110 26H114V29H112V28H110V29H112V35H111V37H114V38H121V37H125V31L124 30H119L118 29V27L116 28V23H115V21L113 20V19H111L110 17H106L105 19H103L102 20ZM118 21V20H117ZM128 21H130V20H128ZM238 21V20H237ZM12 22V21H11ZM18 22V21H17ZM93 22H94V19H93ZM102 22V23H103ZM132 22V21H131ZM235 22H236V20H235ZM246 22V21H245ZM51 23V22H50ZM96 23V22H95ZM164 23H163V25H164ZM247 23V22H246ZM7 24V23H6ZM5 24V25H6ZM48 25H49V23H47ZM56 24V23H55ZM80 24V25H81ZM97 24H98V22H97ZM126 24H129V22L128 23H126ZM249 24H247V26L249 25ZM4 25V26H5ZM9 25V24H8ZM20 26H21V23L19 24ZM51 25V24H50ZM50 25L48 26V27H50ZM95 25V24H94ZM99 25H101V24H99ZM102 25H104V24H102ZM108 25V26H109ZM131 25V26H132ZM156 25H158V23H156ZM3 26V27H4ZM7 26V25H6ZM106 26V25H105ZM109 26V27H110ZM154 27H155V25H153ZM161 26V25H160ZM159 26V27H160ZM245 26H246V24H245ZM246 26V27H247ZM48 27H45V28H48ZM54 27V26H53ZM80 27V26H79ZM94 27V26H93ZM104 27V26H103ZM133 27L131 28V29H133ZM44 28V29H45ZM56 28V27H55ZM63 28V27H62ZM92 28V27H91ZM91 28H89V29H91ZM128 28V27H127ZM252 28V27H251ZM52 29V28H51ZM59 29V28H58ZM61 29V28H60ZM80 29H84V28H80ZM129 29V28H128ZM156 29H158L157 27H156ZM5 30H7V29H5ZM4 30V31H5ZM53 30V29H52ZM67 30V29H66ZM77 30V29H76ZM86 30V29H85ZM94 31H95V29H93ZM92 30V31H93ZM127 30V29H126ZM138 30V31H139ZM148 30H150V29H148ZM162 30V29H161ZM161 30L160 31H158V32H155L156 30H155V28H154V33L152 34L151 32H149V33H151L150 35H148V38H149V40L151 41V43H149L151 46V48H148V49H144L146 52V56H147V59H146V61H142L141 63H140V61H139V63L136 65H132V57H133V52H134V49H135V47L137 46V45H134V44H129V45H127V40H126V45H124V44H112V45H110V47L108 48V49H106V51L103 53V60H102V62H104L103 64H104V67L106 68V73L107 74H105V77L103 76L102 77V79H100V80H98V81H96L95 82V79H94V82L92 81V82H90V83H84V81H83V78H84V74H86L85 72V65H86V63L85 64H83L84 62H83V60H82V62L83 63H81L80 61H81V59H82V57L84 56L85 57V55L88 53V50H89V52H90V49H88L89 48V46L87 45V44H85L83 41H78L79 39H78V36H79V34L78 35H76V34H74V35H76V37H77V40H72V39H74V38H72L71 39V37H74V35H72V33H70L71 34V37H69V33H68V36L66 35V33L65 32H63L62 30L61 31H58V32H56L55 33V36H54V42H53V44H52V46H51V44L49 45L50 47H47L46 46V48H45V50H47L46 51V53H45V51L42 49V51H44V55H43V57H47V58H51V57H53V59L54 58H56V60L58 61V64L60 63L61 65H62V70H59V71H57V72H54L53 73V75H54V86L55 87H57V88H59V89H62V91H65V92H67L68 93V95L69 96H65V95H63V92H61V93H59L60 95L62 94V96H63V100L64 101H68L69 99H67L66 100V97H70V94H72L71 95V97H74V96H76L77 95V97L78 98H80V100L81 101H84L85 102V104H88V105H91V106H96V104H101L102 102H103V96H102V94H104L103 92H104V90H106V91H108L107 89H109V90H113V92H115L114 91V89L116 90V88L117 89H119V87L120 86H122L121 84L123 83V81H126V79L128 78V79H130V80H132L134 83H135V86H134V88L133 89H131L130 91H128V93H127V95H126V99H125V101H124V99H121V100H123L124 101V103L122 104V105H120V106H115V110H114V112H117L118 113V116H119V114L122 116L121 117V119L123 118V120L125 121V127L123 128L124 129V133L123 134H126L127 136H129V137H131V136H135V137H140V135L141 134H151L153 131L154 132H156L155 130H158L159 128L161 129V127L163 128V126H165L166 124H168L169 122H171L170 124H172V121L174 122V120H175V122H177L178 123V120H181L182 122L186 119V117H187V113L190 111V110H187V106H186V102H185V99H186V97H187V94H186V91L187 90H189V89H192V88H194L195 90H196V92H195V94H196V97H195V99L194 100H201V102L203 101L204 102V105L203 106H205V108H206V111H204V112H206L208 115L207 116H209L208 118H204V112L202 111V113H201V115H204L203 116V118H204V120L205 119H209V121H210V124H211V126L209 127L210 129H209V131L208 130H206L207 132H205V131H203L202 133L200 132V133H193L195 130L193 129V127H192V131L193 132H191V130L189 131L188 129L187 130H182V131H184V134H181V136L183 135H185L186 137H188V138H192V137H195L196 138V140L198 139V143H196L193 139L194 138H192L191 140H193V143L194 144H191V145H189L187 142H186V140H185V142H186V144H188L187 146H183L184 148H186V150L185 149H183L184 150V152L183 153H181L182 151H180L179 150V152L181 153V154H179V153H177L176 151H177V149L176 148H174L172 145V142L170 143L169 141H171V140H168V141H166L169 137V135H170V139L172 138L173 139V137H172V135L174 134H169V133H167L168 134V136H166V137H168V138H166V140H162L161 138H162V135H161V141H157V143H156V145H157V147H160L162 150H163V148H165L166 150H165V153H166V151H167V153L168 154H170L169 155V157H173V158H169L168 159V156H167V154H166V156H165V160H166V158H167V163L169 164V166H170V159L172 160H174L173 162H172V164L174 165V167H172V169H174V172H172V173H174V175H172L173 177H172V185H170L171 186V190L172 191H167L168 193L166 194L165 193V195H167L166 197V199H165V201H163V204L161 203H159L158 202V204H157V200L156 201H154L153 203H152V201H150L152 204H153V210H156V209H158V213H157V217H158V215H159V217L158 218H161V223H162V226L164 227V225L165 226H168V227H165V228H167V231H165V229L163 228V230H164V232H166V233H164V237L166 238V242L164 243V241H165V239H163L162 237L163 236H161V235H156V236H158L157 237V239H159V237L161 238V239H163L164 241H163V243L164 244H161L162 243V240L160 241V244H158L157 242V245L155 244V245H153V246H155V247H153L152 249H153V256L155 257V261H152V255L151 256H149L150 255V253L149 254H147L150 258L148 259V256H147V259H145V261L146 262H148V263H150V261L153 263V262H158L159 263V261H156V258H158L159 259V256L161 255V254H163L166 250H167V248L169 247V246H171V250L170 249H168V251L169 252H171V251H174L173 253H174V259H175V256L177 257L176 258V260L173 262V260L171 259L170 260V263L172 262V264H191V263H193L192 262V260H191V263L189 262V258H187L186 257V255H187V251H188V254H189V252H191V250L193 251L194 250V252H196V251H199L200 252V250L201 251H203L202 249H204V253H206L207 255H209L210 257H212V259L214 260V264H264V225H262V226H257V222L258 221H260L259 219H258V217L259 218H261V219H264V200H261V199H259L258 197H257V192H259V190H257V188H256V191H255V188H253V184L255 183L254 182V178H255V176L254 175H256L255 173H257L260 169H263V171L262 172H264V148H263V146H264V117L263 118H261V119H258L259 117H254V115H253V112H252V116H251V114H250V116L252 117V118H254L253 120H257V121H259L260 123V128H261V132H259L258 133V135H254L255 137H253V135H252V137H251V135H246L245 133H241V131L239 130H237L238 132H235V127H236V125L234 126L231 122H229L228 121V119L230 118H228V112H229V110H228V107H227V103L229 104V102L230 101H228L227 102V100L229 99V96L228 95H226L227 94V89L225 90L224 89V92H226V94L223 92V90H221V91H219V93L217 94V93H214L215 95L214 96H212V99H210V97H206L207 95L205 94V93H203L204 92V90H202L201 89V85H200V78L202 77H200V74L202 73H200V69L197 67V69H199V70H195V69H193L192 68V66H191V69L190 68H187L188 66H186V64L184 65H181L182 64V62H181V64H180V62H178V61H175L174 59H175V57H173V55H172V58H173V60H174V62H172V60H170V59H167L165 56H164V54H162V47L165 45V43L167 42V38L168 39H170L169 37L170 36H172L171 34H170V36H169V33L167 32V31H165V32H161ZM254 30V29H253ZM51 31V30H50ZM56 31V30H55ZM90 31V30H89ZM91 31V32H92ZM94 31L92 32V33H94ZM108 31V30H107ZM129 31H130V29H129ZM170 31V30H169ZM264 31V30H263ZM263 31H260V32H263ZM44 32V31H43ZM133 32V31H132ZM137 32V31H136ZM135 32V33H136ZM144 32V31H143ZM242 31L240 30H232L231 32H229V34H228V42H229V45H230V49L233 51V53L235 54V56H236V58H235V61H236V65H238V67L240 66V67H242L241 69H243L244 68V70H243V72H246V73H249L250 75H252V76H255V77H257L258 75L257 74H259V72H257V71H260V70H263L264 68H263V66H264V34H262L263 36H259V35H254V34H252L251 35V33L249 34L248 33V35L247 34H245V32H242ZM255 32V31H254ZM19 33H20V30H19ZM77 33H79V30L77 31ZM97 33V32H96ZM146 33V34H147ZM244 33V34H243ZM264 33V32H263ZM23 34V33H22ZM95 34V33H94ZM128 34V33H127ZM244 36H243V35ZM38 35H40V34H38ZM97 35V34H96ZM96 35H94V36H96ZM129 35H130V33H129ZM131 35H135V34H131ZM136 35H137V33H136ZM145 35V34H144ZM37 36V35H36ZM44 36V35H43ZM42 36V37H43ZM50 36V35H49ZM93 35L91 34V37H92ZM93 36V37H94ZM29 37V36H28ZM53 37V36H52ZM98 39L100 38V36H96ZM131 37H133V36H131ZM146 37V39H147V35L145 36ZM196 37H199L198 35L196 36ZM24 38H25V36H24ZM125 38H127V37H125ZM138 37H136L135 36V39H137ZM32 39V38H31ZM42 40H43V38H41ZM45 39V38H44ZM51 39H53V38H51ZM92 39H95V38H92ZM107 39V38H106ZM131 39V38H130ZM195 39V38H194ZM23 40V39H22ZM29 40V39H28ZM46 40V39H45ZM44 40V42H46V41H48L49 42V40H46L45 41ZM99 40H101V39H99ZM104 40V39H103ZM102 40V41H103ZM107 40H109V39H107ZM116 41H117V39H115ZM121 40H122V38H121ZM120 40V41H121ZM128 40H129V38H128ZM171 40V39H170ZM193 40V39H192ZM25 41V40H24ZM53 41V40H52ZM95 41V40H94ZM94 41H93V44H94ZM114 41V40H113ZM112 40L110 41V42H113ZM119 41V40H118ZM131 41H132V39H131ZM133 41H135V40H133ZM196 41H197V38H196ZM47 42V43H48ZM86 43L88 42V41H85ZM89 42H90V40H89ZM88 42V43H89ZM147 42H148V40H147ZM146 42V43H147ZM192 42H195L194 40L192 41ZM191 41L185 46L186 48H190V46H191V43H192ZM25 43V42H24ZM28 43V42H27ZM106 43H108V41L106 42ZM121 43V42H120ZM142 43V42H141ZM169 43V42H168ZM21 44H23V43H21ZM111 44V43H110ZM136 44H138V43H136ZM140 44V43H139ZM143 45H144V43H142ZM197 44H198V42H197ZM196 43H195V45H197ZM48 45V44H47ZM92 45V44H91ZM90 45V46H91ZM107 45V44H106ZM106 45H105V48H106ZM146 45V44H145ZM180 45V44H179ZM185 45V44H184ZM194 45V44H193ZM192 45V46H193ZM1 46V45H0ZM16 46H18V45H16ZM191 46V47H192ZM104 47V46H103ZM138 47V46H137ZM148 47V46H147ZM184 47V48H185ZM104 48V49H105ZM138 48H140V50L139 51H141L142 49V47L140 46V47H138ZM137 48V49H138ZM183 48V49H184ZM91 49H92V47H91ZM182 49V50H183ZM191 49V48H190ZM193 49V48H192ZM93 50V49H92ZM92 50H91V52H92ZM135 51L137 52V50L135 49ZM164 51V50H163ZM192 51V50H191ZM1 52V51H0ZM91 52H90V55H92L91 54ZM103 52V51H102ZM136 52H135V56H137L136 55ZM38 53H39V51H38ZM142 53L144 54V52H143V50H142ZM176 53H177V50H176ZM179 53V52H178ZM5 54V53H4ZM59 54V55H58ZM100 54L102 55V53H101V51H100ZM138 54V53H137ZM184 54H186V53H184ZM194 54V53H193ZM197 53H195V55H196ZM204 54V53H203ZM9 55V54H8ZM178 55V54H177ZM181 55V54H180ZM187 55V54H186ZM188 55H192L191 53H188ZM205 55V54H204ZM207 55V54H206ZM40 56V55H39ZM38 56V57H39ZM140 56V55H139ZM40 57H42V56H40ZM88 57V56H87ZM138 57V56H137ZM203 57V56H202ZM89 58V57H88ZM90 58H92V57H90ZM100 58H101V56H100ZM146 58V57H145ZM171 58V59H172ZM178 57H176V59H177ZM198 58V57H197ZM0 59H2V57L0 58ZM4 60H5V58H3ZM2 59V60H3ZM7 59V58H6ZM16 59V58H15ZM26 59V58H25ZM37 59V58H36ZM46 59V58H45ZM44 59V60H45ZM84 59V58H83ZM86 59V58H85ZM102 59V58H101ZM133 59H135V58H133ZM180 59V58H179ZM209 58H208V55H207V58H205V60H204V62H206L207 60H208ZM211 59H212V56H211ZM209 59L208 61H207V63L209 62V63H211V61H213L214 59ZM47 60V59H46ZM49 60H51V59H49ZM89 59H87V61H88ZM136 60V59H135ZM139 60H140V58H139ZM141 60H144V58L142 59V57H141ZM11 61V60H10ZM48 61V60H47ZM46 61V62H47ZM52 61V60H51ZM134 61V60H133ZM216 61V60H215ZM45 62V63H46ZM86 62V61H85ZM137 62H138V59H137ZM203 62V64H206V63H204ZM3 63V62H2ZM33 63V62H32ZM56 63V62H55ZM91 63V62H90ZM135 63H136V61H135ZM212 63H215L214 61L212 62ZM211 63V64H212ZM14 64V63H13ZM83 64V65H82ZM210 64V65H211ZM91 65V64H90ZM215 65V64H214ZM25 66V65H24ZM41 66V65H40ZM49 66V65H48ZM185 66V67H184ZM203 66H205V65H203ZM201 67V68H206L207 69V67H209V64H208V66L206 67ZM213 66V65H212ZM87 67H89L88 65H87ZM155 67H158V68H160V70H162V71H160V72H162V75H161V81H162V84L161 85H157L156 87L157 88H154L155 89V92H153V93H155V96H153L151 99H149V100H147V98H146V101H141L140 99L142 98H138L139 96V93H140V91L141 92H145L146 91V87H145V85H144V83H143V78L145 77H149L152 81H155V80H157V74H155V72H152V69L154 68V69H157V68H155ZM190 67V66H189ZM239 67V68H240ZM4 68V67H3ZM54 68V67H53ZM236 68V67H235ZM238 68V70L236 71V72H239L241 69H239ZM88 69V68H87ZM91 69V67L89 68V70ZM205 69V70H206ZM6 70V69H5ZM8 70V69H7ZM16 70V69H15ZM22 70V69H21ZM36 70V69H35ZM48 70V69H47ZM53 70V69H52ZM56 70H57V68H56ZM95 70V69H94ZM10 71V70H9ZM13 71V70H12ZM24 71V70H23ZM33 71V70H32ZM37 71H39L38 70V68H37ZM44 71V70H43ZM88 71V70H87ZM201 71H202V69H201ZM242 71V70H241ZM52 72V71H51ZM91 72H93V71H91ZM203 72H205L204 70H203ZM8 73V72H7ZM18 73V72H17ZM34 73V72H33ZM44 73V72H43ZM262 73V72H261ZM19 74V73H18ZM31 74H32V72H31ZM31 74H30V76H31ZM88 74H89V71H88ZM257 76H256V75ZM156 75V76H155ZM159 75V74H158ZM202 75V74H201ZM238 75L239 74H237V73H235V72H232V70L231 71H229L228 73H226V78H225V82L226 83H224V84H226L223 88H225V87H230V88H236V84L238 83V81H239V77H238ZM20 76V75H19ZM27 77V76H26ZM37 77V76H36ZM88 77V76H87ZM90 77H92V74H91V76ZM30 78V77H29ZM38 78V77H37ZM93 78V77H92ZM148 78V79H149ZM257 78H259V77H257ZM262 78V79H261ZM261 78L259 79L260 80V82H259V85L256 87V89L254 88V91L252 92V93H250V95H249V97H247L246 99H247V102L250 104V103H254L255 101H257V99H256V96L258 97V95H260L261 94V96H263L264 97V79H263V77H262V75H261ZM89 79V78H88ZM91 79V78H90ZM52 80V79H51ZM22 81H23V79L22 78H20V77H18V76H15V75H11V73L10 74H2V73H0V103H2V101L3 100H5V98L7 99V95L9 94V93H13V94H15V95H19L20 94V91H21V87H22ZM90 81V80H89ZM14 82H16V85L13 87V85L12 84H14ZM131 82V81H130ZM36 83H38V80L36 79ZM127 83V82H126ZM41 84V83H40ZM50 84V83H49ZM44 85V84H43ZM25 86V85H24ZM43 88V87H42ZM41 88V89H42ZM122 88V87H121ZM24 89H25V87H24ZM50 88H48V89H43V93H45V95L46 94H48V95H50V96H54L53 95V90L51 91V89L49 90ZM172 89H175L176 90V92L178 91V97H176V99L174 100V101H169L168 102V100H167V102H165V103H163L162 105H160L159 104V100L161 99V101H163L162 100V98L168 93V92H170ZM122 90L124 91V89L122 88ZM56 90H54V92H55ZM122 91V92H123ZM147 91H149L150 92V90H148L147 89ZM42 92V91H41ZM117 92H118V90H117ZM125 92V91H124ZM148 92V93H149ZM176 92H175V94H176ZM229 92V91H228ZM58 93V92H57ZM70 93V94H69ZM120 93V92H119ZM147 93V92H146ZM172 93V92H171ZM230 93H231V91H230ZM27 94V93H26ZM65 94V93H64ZM124 94V93H123ZM150 94V93H149ZM148 94V95H149ZM229 94V93H228ZM29 95V94H28ZM34 95V94H33ZM55 95L57 96L58 94H56L55 93ZM60 95H59V97H60ZM119 95V94H118ZM117 95V96H118ZM121 95V94H120ZM145 95H147V94H145ZM145 95H143V96H145ZM152 95V94H151ZM20 96V95H19ZM26 96V95H25ZM40 96V95H39ZM55 96V97H56ZM122 96V95H121ZM124 96V95H123ZM186 96V97H185ZM194 96V95H193ZM13 97V96H12ZM17 97V96H16ZM15 96H14V98H16ZM28 97V96H27ZM58 97V96H57ZM58 97V98H59ZM167 98V97H166ZM191 98V97H190ZM261 97H259V99H260ZM12 99V98H11ZM24 99V98H23ZM33 99V98H32ZM39 99V98H38ZM55 99V98H54ZM61 99H62V97H61ZM72 99H74V98H72ZM72 99H70V101L72 100ZM75 99H77V98H75ZM18 100V99H17ZM59 100H60V98H59ZM62 100V101H63ZM79 99H78V101H80ZM190 100V99H189ZM20 101V100H19ZM23 101V100H22ZM28 101V100H27ZM53 101V100H52ZM58 101V100H57ZM188 101V100H187ZM254 101V102H253ZM4 102V101H3ZM31 102V101H30ZM34 102V101H33ZM53 102H55V101H53ZM60 102V101H59ZM59 102H55V103H59ZM83 102V103H84ZM122 102V101H121ZM200 102V101H199ZM261 102H263L262 100H261ZM12 103V102H11ZM18 103V102H17ZM23 103V102H22ZM25 103V102H24ZM74 103L75 102H73L72 103V105H74ZM76 103H77V101H76ZM10 104V103H9ZM8 104V105H9ZM35 104V103H34ZM77 104H79V103H77ZM82 104V103H81ZM80 104V105H81ZM85 104H83L84 105V109H85V107L87 106V105H85ZM4 105V104H3ZM6 105V104H5ZM22 105V104H21ZM29 105V104H28ZM65 106H67L66 104H64ZM76 105V104H75ZM79 105V106H80ZM59 106V105H58ZM69 106V105H68ZM77 106V105H76ZM75 106V107H76ZM91 106H89V107H91ZM100 106V105H99ZM99 106H97L98 108H99ZM102 106V105H101ZM34 107V106H33ZM72 107V106H71ZM70 107V108H71ZM81 107V106H80ZM2 108V107H1ZM8 108V107H7ZM6 108V109H7ZM60 108H62V107H60ZM72 108H74V107H72ZM76 108H78V107H76ZM82 108V107H81ZM98 108H97V110H98ZM6 109H5V112H6ZM32 109H34V108H32ZM31 109V110H32ZM104 109V108H103ZM102 108H100L99 110H103ZM114 109V108H113ZM75 110V109H74ZM80 110V109H79ZM90 110V109H89ZM93 110H95L94 109V107H93ZM105 110V109H104ZM112 110V109H111ZM262 110H263V112H264V107L262 106ZM261 110V111H262ZM3 111V110H2ZM33 111V110H32ZM35 111V110H34ZM77 111H78V109H77ZM4 112V111H3ZM24 112V111H23ZM26 112V111H25ZM79 112V111H78ZM98 112V111H97ZM110 112V111H109ZM113 112V113H114ZM256 112V111H255ZM28 113V112H27ZM29 113H33V112H29ZM105 113V112H104ZM190 113V112H189ZM257 113V112H256ZM8 114H9V112H8ZM8 114H7V116H8ZM17 114V113H16ZM21 114V113H20ZM99 114V118H100V113H98ZM255 114V113H254ZM264 114V113H263ZM23 115H25V114H23ZM72 115H74V114H72ZM77 115V114H76ZM102 115V114H101ZM106 115V114H105ZM11 116V115H10ZM10 116H8V117H10ZM78 116V115H77ZM190 116V115H189ZM15 117V116H14ZM71 117V116H70ZM105 117V116H104ZM159 117V118H158ZM250 117V118H251ZM0 118H1V116H0ZM3 118V117H2ZM7 118V117H6ZM6 118H4V119H6ZM23 118V117H22ZM25 118V117H24ZM27 118V117H26ZM31 118H33V117H31ZM35 119H36V117H34ZM42 118H44V117H42ZM49 118V117H48ZM202 118V117H201ZM8 119V118H7ZM14 119V118H13ZM45 119V118H44ZM59 119V118H58ZM61 119H62V117H61ZM81 118H76V117H72V118H69V120H70V123L69 124H72V126L71 127H73V128H71V129H74V130H72V131H76L75 133H77V128L79 127H82L83 129H84V132H85V135H83L84 137H82V139H79L78 138V140H79V143H80V145H83V146H88V153L85 155V153H84V155H82L81 153H80V155L78 156V154H77V156L76 155H73L75 152H72V151H74V150H71V153H72V155H70V153H69V150H70V145H68L67 144V146H68V151L66 150H62L61 149V147L58 145V143H57V145H50V143H49V145H48V143H47V137H49V135L51 134V133H53V131L55 130H51L50 128H53L54 126H55V124H54V126L52 127V126H50V125H48V126H50V128L48 127H41L40 126V128L39 129H37V137L34 139V137H33V139H34V141H33V139H30V140H32L31 141V143H29L30 145H26V147H25V144L23 145L24 147L22 148L23 150V152H21V158L22 159H25V161H26V159L27 158H29V157H31V156H28L29 154H34V155H36V158L34 159L35 161H32V162H34V163H28L27 161V163L28 164H30V165H26L25 166V169H23L24 167V164L25 163H22V159H21V162H19L20 163V165L23 167H21L22 169H21V179H22V181H25V180H28V179H31V178H35V177H41L40 178V180L43 178V177H47V175H46V173H47V171H46V173H45V171H44V169L45 168H47V167H51L54 171L53 172H57L56 173V175L54 176H50V178L48 177L47 179H45V178H43V180L45 179V182H46V180H48V182H50V181H58V179L60 180L59 182H58V184L55 186V187H53V188H49L48 186H47V188H49V189H47L46 188V191L44 192V193H46V195L47 196H45V197H42V198H46L47 197V200L46 201H44V202H42V203H40V204H38V202H37V205L35 206V207H33V206H29V208H28V210H27V207H25V206H23L22 205V207H20L21 209H22V211H20L19 213H21V212H24V214H25V208H26V210L27 211H29L28 212V214L25 216H23V218H25L26 217V220L25 221H29L31 218H32V216H34V213L37 211V209H39V210H46V209H48L49 210V208L51 209V210H49V211H53V212H56L57 213V210L58 211H61V210H63V209H65V211H66V208H67V206H66V208H62L61 206V203H59V202H57L56 201V199H58L60 196L59 195H61V193H62V195H61V200H62V196H64L65 197V195H66V199H67V196H69L71 199H70V201L72 202V201H75V200H77L76 198H78L79 200H80V202L82 203V204H84V203H88V200H87V197L90 195V193H89V195L88 194H86L87 192H88V186H87V183H89L90 181L91 182H93L92 180H94V182H96V183H98L99 184V188H100V190H101V192L99 193V195H98V202H99V204H102L103 206H102V208H103V210H106L105 208H104V204L105 203H107V204H110L111 203V205H112V203L114 202H112V201H108V199L111 197V196H117V197H120L121 199L122 198H129V197H131L132 198V196H137L138 198L137 199H139V197L141 198V197H143V196H145V195H147L148 193H150V194H154V195H158V193L160 192V190H162L161 189V187H160V190L159 189H156V187H152L151 186V184H150V181L152 180V174L154 173V171H152V169H147L146 170V168L144 169V170H146L145 172V175L144 176H142L141 175V170H139V167L141 166L140 165V163H139V161H138V163H139V167H137L138 166V164H137V157L138 158H140V155H139V153L140 152H134L133 151V149L131 150L130 148L128 149V150H131V151H128V153L126 154V155H124V157H123V159L121 160V162L120 163H118V164H116L117 163V161H116V163H114V161H113V157H112V155L111 154H109V152L110 151H108L107 149H106V145L107 144H110V143H108V139L106 138V136H105V134L104 133H96L95 132V134H94V132L92 133L91 131H90V128H89V123L90 122H87V121H82V119L80 120ZM88 119H90V120H92L91 118H87V119H85V120H88ZM102 119V118H101ZM104 119V118H103ZM194 119V118H193ZM18 120V119H17ZM40 120V119H39ZM39 120H38V122H39ZM51 120H53V122L55 121L54 119H52L51 118ZM57 120V119H56ZM66 120H68V118L66 119ZM106 120V119H105ZM123 120H121L122 122H123ZM196 120V119H195ZM198 120V119H197ZM10 120H8V122H9ZM16 121V120H15ZM20 121V120H19ZM43 121H45V120H42V123H43ZM48 121V120H47ZM89 121V120H88ZM101 120L99 119V121H98V124H99V122H100ZM107 121V120H106ZM186 121H188V120H186ZM203 121V120H202ZM205 121H207V122H209L208 120H205ZM204 121V122H205ZM231 121V120H230ZM6 122V123H5ZM3 121V124H2V121H1V119H0V129L1 130H3L4 128L5 129H7V131H8V129H9V127L11 126V123L8 125L7 124V121ZM53 122H52V124H53ZM68 122V121H67ZM190 122L192 123V119L190 118ZM206 122V123H207ZM5 123V124H4ZM16 123V122H15ZM17 123H18V121H17ZM41 123V121H40V125L42 124ZM47 123V122H46ZM50 123V121H48V124ZM55 123V122H54ZM92 123H94V121L92 122ZM104 123V124H103ZM185 123H189V122H185ZM193 123H194V121H193ZM205 123V124H206ZM13 125H15L14 123H12ZM37 124V123H36ZM97 124V123H96ZM198 124V123H197ZM210 124H208V125H210ZM235 124V123H234ZM39 125V124H38ZM105 122L103 121L102 123H101V125H100V127H105ZM179 126L180 125H182V126H184L183 124H178ZM9 126V127H8ZM16 126V125H15ZM96 126V125H95ZM175 126H177V125H175ZM186 127H187V125H185ZM199 126V125H198ZM198 126H197V128H198ZM13 127V126H12ZM19 127V126H18ZM17 127V128H18ZM35 128H37L36 127V125L34 126ZM178 127V126H177ZM15 128V127H14ZM31 128V127H30ZM175 128V127H174ZM188 128H190V126H188ZM200 128V127H199ZM258 128H259V126H258ZM16 129V128H15ZM26 129V128H25ZM33 129V128H32ZM177 129H179V127L177 128ZM181 129H182V127H181ZM184 129H185V127H184ZM13 130V129H12ZM22 130H24V129H22ZM69 130V129H68ZM174 130V129H173ZM25 132L27 131V130H24ZM56 131V130H55ZM71 131V132H72ZM159 131V130H158ZM157 131V132H158ZM10 132V131H9ZM9 132H7V134L9 133ZM16 132H18V130L17 131H15V133ZM33 133H34V131H32ZM32 132L30 133V134H32ZM57 132V131H56ZM79 132V131H78ZM176 132H178V131H176ZM175 132V133H176ZM197 132V131H196ZM199 132V131H198ZM69 133H70V131H69ZM81 133H82V131H81ZM19 134H20V132H19ZM35 134V133H34ZM72 134V133H71ZM152 134H154V133H152ZM178 134V133H177ZM176 134V135H177ZM249 134V133H248ZM3 135H4V133H3ZM6 135V134H5ZM82 135V134H81ZM125 135V136H126ZM156 135V134H155ZM155 135H152V136H155ZM164 135H166V134H164ZM163 135V136H164ZM178 135H180V134H178ZM8 136V135H7ZM54 136V135H53ZM55 136H56V133H55ZM54 136V137H55ZM58 136V135H57ZM59 136H60V134H59ZM62 136V135H61ZM64 136V135H63ZM72 136H74V135H72ZM185 136L184 137H182V138H185ZM9 137V136H8ZM13 137H14V135H13ZM12 135H11V137H9V138H7V137H2V135L0 136V148H2L1 149V151L2 150H4L5 151V147H7V149H8V147H10L11 149H13V152L12 153H15V149L17 148V147H20V146H18V145H21L20 143L18 144V142L17 141H11L12 140ZM67 137H68V134H67V136H66V139H67ZM69 137H71V136H69ZM78 136L76 135V138H77ZM157 137V136H156ZM10 138H11V140H10ZM53 138V137H52ZM51 138V139H52ZM58 139L60 138V137H57ZM64 138V137H63ZM63 138L61 139L62 141H58L59 143H62L63 142ZM71 138H74V137H71ZM143 138V137H142ZM165 138V136L163 137V139ZM178 138V137H177ZM15 138H13V140H14ZM65 138H64V140L67 142L68 140H66ZM106 139H107V144H106ZM157 139V138H156ZM159 139V140H160ZM175 139V138H174ZM173 139V140H174ZM17 140V139H16ZM70 140V139H69ZM78 140H76V141H78ZM138 140V139H137ZM180 140V139H179ZM190 140V141H191ZM18 141H20V140H18ZM50 141V140H49ZM53 141H54V138H53ZM65 141H64V143H65ZM72 141V140H71ZM71 141H69L70 143H71ZM142 142H143V140H141ZM140 141V142H141ZM156 141V140H155ZM183 141H184V139H183ZM139 142V141H138ZM140 142H139V144H140ZM182 142V141H181ZM184 142V143H185ZM46 143H47V145H46ZM69 143V144H70ZM76 143V142H75ZM78 143V142H77ZM180 143V142H179ZM179 143H176V145L177 144H179ZM217 143V144H216ZM28 144V143H27ZM52 144V143H51ZM55 144H56V142H55ZM142 144H145V143H142ZM155 144V143H154ZM172 144V145H171ZM61 145V144H60ZM62 145H64L63 143H62ZM76 145H78L79 146V144H76ZM76 145H74V147L76 146ZM137 145V144H136ZM155 145V146H156ZM175 145V146H176ZM185 145V144H184ZM4 148H3V147ZM67 146H66V148L65 149H67ZM82 146V147H83ZM154 146V147H155ZM180 146H181V144H180ZM77 147V146H76ZM75 147V148H76ZM133 147V146H132ZM156 147V148H157ZM182 147V148H183ZM71 148H72V146H71ZM75 148H72V149H75ZM137 148V147H136ZM179 148V147H178ZM18 149H20V148H18ZM17 149V150H18ZM85 149H87V148H85ZM109 149V148H108ZM160 149V150H161ZM81 150V149H80ZM134 150H136L135 149V146H134ZM159 150V151H160ZM230 151V153H228L229 151ZM7 151V150H6ZM78 151V150H77ZM82 151V150H81ZM139 151V150H138ZM208 151H210V152H212V156H213V159H210V161L211 160H213V162H214V164L216 165V166H218L219 168L217 169L218 171L221 169V171L223 170V171H228V173L229 174H234L233 176L234 177H236L237 178V180H235V181H237V185H236V188L237 189H235L234 191H232L233 192V198L235 197V200L240 204V205H245L247 202H252L251 204H253V202H254V207H255V209L257 210H255L256 211V213H257V215H255L256 213H254V214H251V212H250V215L248 214V210H247V216H251L252 217V219H254V222L257 220V222H256V224L254 225L255 227L257 226V228H253V226L252 227H250V226H248L249 224H247V225H245L244 226V223H242L243 224V227L246 229V230H244V231H246L245 233H246V236L244 235V234H242V232H244V231H242V229H239V228H228V226H227V228H225V230L223 229L224 227H223V225L224 224H226V223H230V221L232 220V219H234V217L237 215V214H239V218H241L240 216H242V213H241V215H240V213H239V211L240 210H236V206L238 205H236L235 206V204L237 203V202H235L234 201V206H235V209L233 210V209H231V208H234V206L233 207H229L227 204H228V202L225 204V202L223 203L222 202V200L220 201V202H217V200H215L216 198H218L217 196H216V198H215V195H216V190H217V187H215V184H212V186L214 185V187H212V188H210V189H204V186H202V185H204V184H200V186L198 187H194V193H195V196H196V194H197V196L198 195H200L199 197H203V199L204 198H206V201H205V204L204 203H200L201 205H199L200 207H201V210L199 209V211L201 212L202 211V213L204 214H201V216H202V218L203 219H200V220H202V222L200 221V223L202 224H200L199 222L198 223H193V224H195V226H198L199 224L201 225V227H200V225L197 227V229L199 230V231H197V232H195L194 234H193V232L195 231V229L193 230V232H188V233H191V235H189L188 234V236L187 237H189V238H187V239H185L186 238V236L185 235H182L183 237H182V239H181V233L183 232V229H186V227L187 226H185V225H190V227H192V229H193V224H191V223H188V224H186L184 221H181L180 219L182 218V216L185 214L186 215V210H184L185 209V207H186V209L187 210H190L191 211V209H192V207H191V209H189L188 208V206H189V204H191V203H189L188 202V205L187 206H180V201H179V203L180 204H178L177 202H178V197L177 196H179V197H181V195H183V196H187V194L185 193V191L188 189V191H191L190 190V188L191 187H186L185 186V188H186V190L184 191V190H182V185H180L181 184V181L183 182V180L184 179H186V178H188L189 177V174L191 173V172H189V167H188V163H190V162H192L191 164H193V161H197L198 162V159H200L201 157V159H204L205 157H203L204 156V154H207V152ZM231 151H233V154H231ZM8 152H9V154H10V151H9V149H8ZM18 151H16V153H17ZM66 152H67V155H70V156H67V155H65L66 154ZM84 151H82V153H83ZM16 153H15V155H16ZM65 153V154H64ZM69 153V154H68ZM142 153H143V151H142ZM234 153H242L241 155L239 154V155H234ZM4 154V153H3ZM20 154V153H19ZM147 154V153H146ZM177 154H179V155H177ZM208 154H210V153H208ZM6 155H8L7 153H6ZM6 155L4 154V156L6 157ZM34 155H33V157H34ZM39 155H43L44 157H41V158H43V159H40L38 156ZM111 155V156H110ZM144 155H145V153H144ZM0 156H1V154H0ZM10 156V155H9ZM7 157L8 158V160H9V158L10 157H12V156H10V157ZM142 156V155H141ZM20 157V156H19ZM24 157V158H23ZM208 157V156H207ZM144 158V157H143ZM0 159H2V156L0 157ZM12 159L14 160V155H13V157H12ZM20 159V158H19ZM208 159V158H207ZM207 159H205V160H207ZM3 160V159H2ZM2 160H0V162L2 161ZM11 160V159H10ZM12 160V161H13ZM17 160H18V156H17ZM3 161H5V158H4V160ZM25 161H23V162H25ZM140 161H141V159H140ZM144 161V160H143ZM164 161V160H163ZM200 161H202V160H200ZM7 162V161H6ZM5 162V163H6ZM10 162V161H9ZM207 162V161H206ZM13 163V162H12ZM15 163H16V165H15ZM26 163V164H27ZM144 163V162H143ZM154 163V162H153ZM203 163H204V160H203ZM7 164V163H6ZM6 164H5V167H6ZM10 164V163H9ZM151 164H152V162H151ZM8 165V164H7ZM146 165V164H145ZM196 165H197V163H196ZM215 165H213V167H214V169H215ZM9 166V165H8ZM12 166V165H11ZM11 166H9V168L11 167ZM14 166H16V168H17V161L16 162H14V164H13V167L12 168H14ZM190 166V165H189ZM193 166V165H192ZM191 166V167H192ZM202 166V165H201ZM19 167V166H18ZM153 167H154V165H153ZM156 167V166H155ZM208 167H211V165L210 166H208ZM193 168V167H192ZM191 168V169H192ZM6 169H8V168H6ZM48 169V168H47ZM50 169V168H49ZM141 169V168H140ZM155 169V168H154ZM4 170V169H3ZM3 170H1V171H3ZM9 170V169H8ZM13 170V169H12ZM14 170H16L15 168H14ZM194 170V169H193ZM201 170V169H200ZM211 170V169H210ZM217 170H215V171H217ZM142 171H143V169H142ZM173 171V170H172ZM196 171V170H195ZM7 172V171H6ZM17 172H18V170H17ZM19 172H20V170H19ZM48 172H51V171H48ZM71 172H75V173H77V175L78 176H80L79 178H81V179H78V177H76L77 179H73V178H68V179H66L65 180V177H66V175L67 174H69V173H71ZM140 172V173H139ZM157 172V171H156ZM155 172V173H156ZM204 172V171H203ZM220 172V171H219ZM259 172H261V171H259ZM261 172V173H262ZM2 173H4V172H2ZM13 173V172H12ZM16 173V172H15ZM66 174V175H64L63 176V174ZM143 173V172H142ZM194 173V172H193ZM193 173H191V174H193ZM199 173V172H198ZM9 174H11V173H9ZM49 174V173H48ZM53 174V173H52ZM55 174V173H54ZM201 174V173H200ZM229 174H227L228 176H229ZM259 174V173H258ZM4 175V174H3ZM13 175V174H12ZM51 175V174H50ZM156 175H157V173H156ZM0 176H1V173H0ZM5 176H6V174H5ZM4 176V177H5ZM20 176V175H19ZM43 176V177H42ZM61 176H63L64 178H60ZM72 176H75V175H72ZM131 176H136V177H139V179L137 180V178H136V180H137V182H136V184H135V186L133 187V188H131V189H129L130 187H128V188H125L124 187V184H126V183H128L127 182V180H129V182L131 181L129 178L131 177ZM142 176V177H141ZM154 176V175H153ZM199 176H201V175H199ZM204 176V175H203ZM208 176V175H207ZM232 176V180H233V177ZM3 177V176H2ZM11 177V176H10ZM13 177H14V175H13ZM224 177V176H223ZM223 177H221V178H223ZM259 177H260V174H259ZM264 177V176H263ZM262 177V178H263ZM1 178V177H0ZM9 178V177H8ZM16 179H15V183H16V180H17V176L15 177ZM20 178V177H19ZM156 178V177H155ZM189 178H191V175H190V177ZM194 178V177H193ZM200 177H198V179H199ZM220 178V179H221ZM236 178H234V179H236ZM5 179V178H4ZM12 179V178H11ZM132 179H133V177H132ZM154 179V178H153ZM204 179H205V177H204ZM208 179H210V178H208ZM207 179V180H208ZM219 179V180H220ZM259 179H261V178H259ZM1 180H3V178L1 179ZM0 180V181H1ZM7 180V179H6ZM34 180V179H33ZM134 180H135V178H134ZM135 180V181H136ZM156 180V179H155ZM188 180V179H187ZM201 180V179H200ZM203 180V179H202ZM224 180V179H223ZM227 180V179H226ZM231 180V181H232ZM3 181H5V180H3ZM11 180H9L8 179V183L10 182ZM19 181V180H18ZM154 181V180H153ZM158 181V180H157ZM189 181H190V179H189ZM205 181H206V179H205ZM221 181V180H220ZM229 181V180H228ZM262 181V180H261ZM13 182V181H12ZM28 182H29V180H28ZM32 182V181H31ZM34 182V181H33ZM33 182L31 183V184H33ZM35 182H37V181H35ZM42 181H40V183H41ZM126 182V183H125ZM194 182V181H193ZM203 182V181H202ZM212 182V181H211ZM222 182V181H221ZM230 182V181H229ZM234 182V181H233ZM263 182V181H262ZM19 183V182H18ZM18 183H17V186H18ZM25 183V182H24ZM38 184V186L40 185L41 186V184ZM51 183V182H50ZM157 185H158V182H155ZM201 183V182H200ZM204 183V182H203ZM210 183V182H209ZM235 183V182H234ZM261 183V182H260ZM260 183H258L257 182V185L259 184L260 185ZM7 182L5 181V183H3V185H5L6 187L5 188H7ZM26 184V183H25ZM37 184V183H36ZM93 184V183H92ZM173 184H174V186H173ZM195 184V183H194ZM198 184V183H197ZM3 185H0V187L1 186H3ZM13 185V183L10 185V186H12ZM20 185H21V183H20ZM28 185V184H27ZM43 185H44V187L46 186L45 184H44V181H43ZM42 185V186H43ZM48 185V184H47ZM51 185H52V183H51ZM179 185H180V187H179ZM192 184H190L189 186H191ZM211 185V184H210ZM218 185V184H217ZM216 185V186H217ZM220 185V184H219ZM256 185V184H255ZM256 185V186H257ZM259 185H258V187H259ZM9 186V185H8ZM9 186V187H10ZM22 186V185H21ZM37 186V187H38ZM39 186V187H40ZM160 186V185H159ZM172 186H173V189H172ZM193 186V185H192ZM196 186V185H195ZM222 186V185H221ZM8 187V188H9ZM30 187H31V185H30ZM38 187V188H39ZM93 187H94V184H93ZM208 187V186H207ZM261 187V186H260ZM4 188V189H5ZM7 188V189H8ZM14 188H15V185H14ZM24 188H27V186L26 187H24ZM32 188V187H31ZM43 187H41V189H42ZM95 188V187H94ZM221 188V187H220ZM3 189V190H4ZM7 189H5V190H7ZM12 189H13V186H12ZM37 189V188H36ZM44 190H45V188H43ZM254 189V190H253ZM0 190H2V189H0ZM27 190H29V189H27ZM26 190V191H27ZM167 190V189H166ZM168 190H169V188H168ZM263 190V189H262ZM11 191H14V189L13 190H11L10 189V191H9V194H10V192ZM17 191H18V189H17ZM188 191H187V193H188ZM218 191V190H217ZM14 192H16V191H14ZM40 192H43V191H40ZM39 192V193H40ZM63 192H65V195H63ZM164 192V191H163ZM169 192H172V194L171 195H169V199H168V194H170ZM235 192V193H234ZM264 192V191H263ZM0 193H1V195H2V192L0 191ZM6 193V192H5ZM7 193H8V191H7ZM31 193H34V192H31ZM185 193V194H184ZM260 194H262L261 192H259ZM12 194V193H11ZM21 193H19V195H20ZM88 195L87 197H86V195ZM192 194H193V191H192ZM4 195L5 194H3L2 196H0L1 198H0V210L2 209H4L3 210V214H5L4 212H5V207H8V204H7V206H6V203H9V202H7V201H5L6 199L4 198ZM8 195V194H7ZM24 195V194H23ZM35 195V194H34ZM40 195H43V193L42 194H40ZM45 195V194H44ZM83 195H85V196H83ZM163 195H164V193H163ZM228 195V194H227ZM231 195V194H230ZM17 196V195H16ZM22 196V195H21ZM21 196H19V198L21 197ZM26 196V195H25ZM24 196V197H25ZM36 196V195H35ZM34 196V197H35ZM59 196V197H58ZM159 196V195H158ZM161 196H162V194H161ZM160 196V197H161ZM182 196V197H183ZM185 196V197H186ZM189 196V195H188ZM190 196H192V195H190ZM248 196H250V199L248 198ZM23 197V196H22ZM41 197V196H40ZM69 197H68V199H69ZM91 197V196H90ZM177 197V198H176ZM184 197V198H185ZM228 197V196H227ZM17 198V197H16ZM32 198V197H31ZM65 198H63V199H65ZM93 198H95V197H93L92 196V199H90V200H93ZM135 198V197H134ZM177 200H175V199ZM192 198V197H191ZM229 198V197H228ZM227 198V199H228ZM232 198V199H233ZM37 199V198H36ZM40 199V198H39ZM144 199V198H143ZM167 199H168V201H167ZM181 199V198H180ZM186 199H187V197H186ZM193 199H194V197H193ZM192 199V200H193ZM200 199V198H199ZM230 199V198H229ZM252 199V200H251ZM33 200L35 201V199H33L32 198V201H30L29 203L31 204L32 202H33ZM42 200V199H41ZM45 200V199H44ZM136 200V199H135ZM196 200V199H195ZM234 200V199H233ZM249 200H251V201H249ZM9 201V200H8ZM40 201V200H39ZM93 201H95V200H93ZM110 202V203H108V202ZM139 201V200H138ZM137 201V202H138ZM143 201V200H142ZM184 201V200H183ZM79 201H77V203H78ZM79 202V203H80ZM97 202V203H98ZM129 202H131V205H133L132 203V201H129L128 200V202L127 203H129ZM149 202V203H150ZM166 202V203H165ZM182 202V201H181ZM70 203V202H69ZM68 203V204H69ZM75 203V202H74ZM90 203V202H89ZM89 203L88 204H85L86 205V207L87 206H89ZM94 204V202H91L90 204ZM134 203L136 204V202L134 201ZM140 203V202H139ZM150 203V204H151ZM155 203V204H154ZM232 203V202H231ZM10 204V203H9ZM36 204V203H35ZM66 204H67V201H66ZM99 204H98V206H99ZM118 205V203H116L115 202V206L117 207V205ZM193 204V206H194V203H192ZM204 204V205H203ZM251 204H248V205H251ZM70 205H71V203H70ZM80 205V204H79ZM94 205H96L97 206V204H96V201H95V204ZM181 205H183V204H181ZM198 205V204H197ZM203 205V206H202ZM64 206V205H63ZM84 206V205H83ZM91 206V205H90ZM89 206V207H90ZM98 206H97V208L95 207V209H96V211H97V209H98ZM127 206H128V204H126V203H124V204H120V206L118 205V208H117V211L118 212H120L121 213V211L122 212H124L125 210H126V208H127ZM191 206V205H190ZM231 206V205H230ZM242 206H239L240 207V209L241 208H243ZM10 207V206H9ZM19 207V206H18ZM77 207H78V205H77ZM81 208H82V205L80 206ZM79 207V208H80ZM85 207V206H84ZM83 207V208H84ZM86 207L84 208V209H86ZM101 207V206H100ZM99 207V208H100ZM112 207V206H111ZM154 207H155V209H154ZM196 207V206H195ZM198 207V206H197ZM238 207V208H239ZM248 207V206H247ZM17 207H15V209H16ZM19 208V209H20ZM52 208H54V210H52ZM72 208V207H71ZM82 208V209H83ZM93 208V207H92ZM91 208V209H92ZM128 208H130V207H128ZM128 208H127V210H128ZM183 208V209H182ZM237 208V209H238ZM245 208V207H244ZM243 208V209H244ZM11 208H8V210H10ZM18 209V208H17ZM87 209H88V207H87ZM111 209H113L114 211H115V208L114 207H112ZM175 211H174V210ZM197 209V208H196ZM249 209V211H251L250 210V207L248 208ZM13 211H14V208L12 209ZM56 210V211H55ZM70 211H71V209H69ZM80 210V209H79ZM93 210H94V208H93ZM178 212V213H180L181 214V212L183 213V211H184V213H183V215H181V217L179 218V220L180 221H178L176 218H177V216H174V214H173V216H174V218H172L173 216H172V213L171 212ZM19 210H17V212H18ZM47 211V210H46ZM49 211H47V212H49ZM101 210L99 209V212H100ZM113 211V212H114ZM117 211H115V213L116 214H118V212ZM235 211H236V213H235ZM241 211H245V209L244 210H241ZM15 212H16V210H15ZM67 212V211H66ZM66 212H64V213H66ZM173 212V213H174ZM176 212V213H177ZM200 212H198V214H200ZM18 213V214H19ZM39 213H41V211L40 212H38V214ZM45 213V212H44ZM63 213V214H64ZM70 213V212H69ZM85 213V212H84ZM86 213H88V212H86ZM114 213V214H115ZM177 213V214H178ZM191 213H193V211H191L190 212V214ZM245 213H246V211H245ZM245 213H243V216L242 217H245L244 215H245ZM7 214V213H6ZM43 214V213H42ZM58 214V213H57ZM61 214H62V211H61ZM68 214V213H67ZM67 214H66V216H67ZM195 214H197V213H195ZM22 215V214H21ZM69 215V214H68ZM71 215V214H70ZM69 215V216H70ZM103 215V214H102ZM119 215V214H118ZM253 215L255 216V217H257L256 219L255 218H253ZM41 216V215H40ZM61 216V215H60ZM65 216V215H64ZM65 216V217H66ZM98 216V215H97ZM105 216V215H104ZM141 217H139L138 219L136 218L135 219V221H131L132 223H131V226L134 228V229H136L137 230V232L138 231H140L139 233H141V231L143 230V228L142 227H144L142 224H141V222L143 223V218H144V214L143 215H140ZM146 216V215H145ZM35 217H37V216H35ZM107 217H109V216H107ZM176 217V218H175ZM179 217V216H178ZM184 217H187V215L186 216H184ZM183 217V218H184ZM237 217H238V215H237ZM21 218H22V216H21ZM20 218V219H21ZM67 218H69V217H67ZM72 218V217H71ZM71 218H69V219H71ZM76 218V217H75ZM111 218V217H110ZM149 218V217H148ZM33 219V218H32ZM32 219H31V221H32ZM53 219V218H52ZM69 219H67V220H69ZM77 219V218H76ZM75 219V220H76ZM107 219V218H106ZM162 219H163V221H164V225H163V221H162ZM185 219V218H184ZM183 219V220H184ZM66 220V218H63V219H60V218H54V220L53 221H51L52 223H54L55 224V226H57V224L58 225H60V223L61 222H65V221H67ZM72 220V219H71ZM71 220H69V221H71ZM100 220V219H99ZM105 220V219H104ZM108 220V219H107ZM188 220V219H187ZM21 221H22V219H21ZM27 221V222H28ZM34 221V220H33ZM77 221V220H76ZM79 221V220H78ZM101 221V220H100ZM145 221H146V218H145ZM159 221V220H158ZM198 221V220H197ZM262 221V220H261ZM264 221V220H263ZM23 222H24V219H23ZM72 222V221H71ZM80 222V221H79ZM178 222H181V223H183L184 222V224H180V223H178ZM187 222H189V221H187ZM248 222V221H247ZM72 223H75V222H72ZM81 223V222H80ZM96 223H97V221H96ZM246 223V222H245ZM261 223V222H260ZM262 223H264V222H262ZM31 224V223H30ZM63 224V223H62ZM67 224V223H66ZM68 224H71V223H68ZM76 225H78V223L76 222L75 223ZM83 224V223H82ZM95 224V223H94ZM148 224V223H147ZM147 224H144L145 226L147 225ZM198 224V225H197ZM238 224V223H237ZM237 224H235V225H237ZM258 224H259V222H258ZM53 225V224H52ZM75 225V226H76ZM129 225H130V223H129ZM227 225V224H226ZM229 225V224H228ZM240 225V224H239ZM251 225V224H250ZM69 226V225H68ZM194 226V227H195ZM242 226V225H241ZM246 226H247V228H246ZM70 227H72L71 225H70ZM148 227V226H147ZM232 227V226H231ZM233 227H234V225H233ZM15 228V227H14ZM150 228V227H149ZM188 228H189V226H188ZM196 228V227H195ZM227 229V230H226ZM229 229V230H228ZM145 230V229H144ZM143 230V231H144ZM158 230V232L160 231L159 229H157ZM162 230V231H163ZM147 231H148V228H147ZM146 231V232H147ZM161 231V232H162ZM217 232V233H219V235H220V240L218 241V240H216V238H214V240H216L217 242H212L211 240H210V236L212 237V233L213 232ZM161 232H159V233H161ZM184 232H185V230H184ZM187 232V231H186ZM212 232V233H211ZM221 233V234H220ZM157 234V233H156ZM161 234H163V233H161ZM184 234V233H183ZM193 234V235H192ZM145 235V234H144ZM242 235V236H241ZM243 235L246 237H244L243 239H242V237H243ZM137 236V235H136ZM135 236V237H136ZM139 236H140V234H139ZM154 236V235H153ZM184 236H185V238H184ZM217 237V236H216ZM138 238V237H137ZM139 238H141V237H139ZM153 238V237H152ZM154 238H155V236H154ZM142 239V238H141ZM156 239V240H157ZM245 239V240H244ZM135 240H138V239H136L135 238ZM149 240H150V237H149ZM248 242L247 243V245L245 244V245H243V243L244 242ZM152 243V242H151ZM155 243V242H154ZM150 244V243H149ZM151 245V244H150ZM246 247H247V249H246ZM146 248V247H145ZM56 249V248H55ZM147 249H148V247H147ZM149 250V249H148ZM147 250V251H148ZM190 250V251H189ZM167 251V252H168ZM143 252V251H142ZM141 252V253H142ZM149 252V251H148ZM166 252V254H168ZM194 252L192 253L193 254V256H194ZM199 252H198V255H199ZM202 252V253H203ZM140 253V252H139ZM172 253V252H171ZM201 253V252H200ZM143 255L145 254V253H142ZM146 254L144 255V256H146ZM176 254V255H175ZM196 254H197V252H196ZM205 254V255H206ZM143 255H141V256H143ZM197 255V256H198ZM204 255V254H203ZM202 255V256H203ZM136 256H139V255H136ZM162 257H163V260H164V256H165V254L164 255H161ZM161 256H160V258H161ZM192 256V255H191ZM200 256H201V254H200ZM199 257V256H198ZM197 257V258H198ZM208 256H206V258H207ZM194 258V257H193ZM192 258V259H193ZM209 258V257H208ZM138 259H140V260H144V258L143 259H141V258H139L138 257ZM157 259V260H158ZM194 259H196V256H195V258ZM200 259V258H199ZM212 259H211V262H212ZM136 260H137V257H136ZM150 260V261H149ZM163 260H162V262H161V264H165L164 262H163ZM201 260V259H200ZM134 262V261H133ZM143 262V261H142ZM141 262V263H142ZM167 262V261H166ZM200 262V261H199ZM152 263H150V264H152ZM138 264V263H137ZM155 264V263H154ZM160 264V263H159ZM167 264H169L168 262H167ZM197 264V263H196ZM201 264V263H200ZM213 264V263H212Z\"/></svg>",
  "mask_w": 264,
  "mask_h": 264
}]
</instances>
